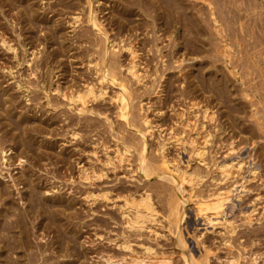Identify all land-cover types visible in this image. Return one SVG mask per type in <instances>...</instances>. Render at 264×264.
Here are the masks:
<instances>
[{
  "label": "bare ground",
  "instance_id": "6f19581e",
  "mask_svg": "<svg viewBox=\"0 0 264 264\" xmlns=\"http://www.w3.org/2000/svg\"><path fill=\"white\" fill-rule=\"evenodd\" d=\"M84 1V4L85 5H83V4H81L80 3V0H0V19L2 18V14H4L5 15V11L6 10H4L3 8L6 6V9L8 10V11H10V10H12V9H17L16 11H14V12H16V13H14V15L15 16H12L14 19H15V17L17 18V17H20V18H24L26 21L25 22H27V24L24 26V28L25 27H27V26H29V28H28V32H30V34H32V31H34L35 29H38V31H39V29H41V27L40 28H35L34 29V27L38 24H43V26L45 27V25L44 24H47V23H51V22H54V21H56V20H54V17H57V16H54V15H57V13H58V11H60V9L59 8H57V7H59L60 6V8L62 9L63 8V10L64 9H67V10H69V12L70 11H72L71 12V14H72V16H69L70 18H68V21L72 24V26L73 25H77V24H80V23H82V24H84V25H86V26H84V28L85 27H90V28H93V29H95V31H97V33H99V37L97 38L96 37V35H92V36H94V37H96V39H100V42L97 40L96 41V39L93 37V39H95V41L96 42H99V43H101L100 45H101V50H102V52H101V57L99 58V59H95V57L96 56H94V59H95V61L94 62H91L90 60H89V63L91 62L92 64L94 63V65H93V67L91 66V65H88V66H91L90 67V69L92 70L93 69V74L92 73H90V71L91 70H88L89 71V74H92V75H94V81L93 82H87V80H86V82H85V85H83V88H82V86H80V84H79V86L81 87V88H78V87H75V85H73V83H68L69 85H67V81H65V83H63V84H66V85H59L58 84V82L57 81H59L58 80V78H59V76L57 75V74H54V75H56V78H57V76H58V78H57V83H55V85L56 84H58V85H56V86H51L50 84L52 83V84H54L53 82H55V81H52L51 83H49L48 84V82H46L48 79L46 78V74H48L49 72L48 71H50V69L48 70V68H47V70L48 71H44L45 73V77H44V79L42 80V76H43V73H38V75H37V73H35L37 70H41V67H40V64H39V60H35V55H37V54H35V55H33L32 53H33V51H32V56L34 57V61H32V59H30V58H28L27 57V59H25L26 58V56H25V58L24 59H22L23 60V63H26V65L25 66H27V68H28V76L29 75H32V77H36V78H41L40 79V81H41V85L39 86L38 85V83H36V84H34L33 82H32V77H29V78H31L30 80L28 79V78H26V80H24V75H23V73L21 72V77H23V81L22 82H25L26 83V85L25 84H22V82H20L21 81V79H20V81H18V83H17V88H22V90H23V92L24 91H29V94H31L30 92H35L36 90H37V88L36 87H38L39 86V89H42L43 91H44V93H45V95H46V98H47V100H46V103L45 102H43V104L41 105V103H42V98L44 97L43 95V97L41 98V103L39 104L38 103V101H39V99H40V97H39V92H38V94H36V93H34V95H32L31 94V97H29V98H27L28 100H34V101H36L37 103H38V105H40V106H37L36 105V109H37V107H43V106H51V107H53V108H57L58 106H59V104H58V102H54V101H52V99L53 98H51L50 97V92L52 91V93H53V91H54V93L56 92V94L57 95H59V96H61V98H65L64 100H66V102L64 101V103H66V104H68V106L72 109V110H75L76 111V113L78 114V115H80V114H83V113H89V112H91L92 114H94L93 112H96V113H98L99 115L100 114H103V115H105V118L106 119H108V121H109V124H108V132H109V130L111 131V130H113V125H115L114 123L116 122V120L115 121H113V122H111V120H112V118H115V116L118 118V126L119 127H122L121 129L123 130H120V131H122V133H123V135H122V133H115V134H113L112 135V137H114V139L116 140V143H114L115 144V148H114V150H113V152L110 154L108 151H107V149H108V147L109 146H106L105 144H103L102 143V139L100 140L101 141V143H102V145L101 144H99V137L95 140V142H94V148L92 149V151H91V154H92V156L94 157V160H92V162H94V161H97V162H100L101 163V165H99V166H97L96 164H94V163H92L91 164V166L89 167V170L87 169L86 170V168H88L87 166H83V167H86V168H83V167H81L80 165V167L78 168V170H77V175H78V172H79V176H80V178L81 179H85V180H90V181H92V182H90V183H93V184H95L96 183V180H99L101 177H105V176H107V174H108V172L107 171H111V172H114L115 170H116V168H119V167H121V166H123V162H125L126 163V165H129V161H131L130 159H129V155H134L135 153H133V151L131 152V149L133 148V149H135L136 150V157L134 156V161H136V165L134 166L135 167V169L133 170V171H138L139 173H140V175H141V177H143V178H153V177H156V180H157V178L159 179V182H156V185H157V183H159L158 185H160V187L162 188V191H164L165 192V194L166 195H168V197L166 196V198L167 199H165L166 200V204H163L166 208H164V209H166V210H164V212L166 211L167 213L166 214H163V215H165V217H163V215L162 216H160L161 217V220H162V217L164 218V219H166L167 220V222H165V221H163V223H162V221L160 220V218H159V216H158V211H157V206L155 205V203L153 202V199H152V196H151V193H150V187H147V184H146V186H144V187H146L147 189H148V191H147V189H145V190H143V191H139L138 190V188L136 189L135 188V186H134V188H130V189H132V191L130 192L129 191V189H128V191H129V193H127L126 191V189L124 188L123 189V187H122V190H121V188H120V190H119V192H120V194L124 191V192H126V194H123L122 196L119 194H117L118 196L117 197H119L120 196V198H121V201H119L118 203L117 202H115V200H112L113 199V197H112V199H111V197H110V192H111V190H104V191H102V192H89V191H86L87 192V195H86V197H91L90 199L92 200V201H90V204H91V206H90V210H92V213L93 214H95L98 210H96L94 207H92V204L93 203H96V202H98V201H104L105 203L106 202H108V200H111V206L112 205H114V206H116L117 207V210H118V213H119V215H118V219L116 218L115 219V216L114 215H110L109 217H110V219L112 220V219H114L115 221V223H117V222H120V224L122 225V226H124V230L123 231H125V230H127L126 232L128 233L129 232V234H127L126 232V234H124V232H120V235H121V238L120 239H117V238H115V237H109V236H103L104 238H106V240L107 241H110V242H112L116 247H117V249H116V251L117 250H119L118 251V253H114V252H116V251H114L113 253H110V251H109V254L106 252H104V254L102 253V249H101V252H100V255L99 256H101V258H103L104 259V261L107 263V264H177L178 262V259H180L181 261H179L181 264H210V261H209V259H210V256L209 255H212V254H214L213 252L210 254L209 253V250H208V248H210V247H208L206 250L207 251H205V254H204V256H202V258H199V259H197L198 257H196V259H193V255H194V251H192L191 250V248L190 247H188V244L189 243H187L188 242V239L189 238H192L193 237V235H194V232H193V235H191L190 233H189V230L188 231H186V238H185V235H183V233H182V230L185 228H181L180 227V225L182 224V219H183V217H184V215H185V213H186V211H185V208H186V205L188 204V203H190V204H192V206H193V210H194V213H195V215L194 216H196V219H197V221H196V224H193V225H195V226H197V225H201V226H206L207 224H210V226L211 227H216V229H217V227H221L220 229H222L223 230V235H225V234H227L228 236H227V238L226 239H224V243L222 244V245H224V247H226V249H227V252L228 253H230V254H233V256L231 257H226L227 259H224V260H222V261H220L218 264H237V261H238V259H239V256H237V253H236V256H237V258H235L234 257V252L233 251H231V252H229L230 250H232V243H231V239L232 238H234V237H232V236H235V238H238V237H236V235H233L234 234V232L236 233V231H238V230H240V229H238V230H236V226H237V224L235 225V223L237 222H234V220L232 219L231 220V218L229 219L228 217V212H229V206H230V204L233 206L234 205V203H235V199H237L239 196H241V192H244V191H247L249 188H250V186H248L247 187V184H246V182H248V181H250V179H252V180H254L255 178H256V176L258 175V166L254 163V165L253 166H251L249 169H248V172L250 173L249 175L250 176H244L243 174L245 173L244 171V173H242L241 172V170L243 169V165L247 162V161H244L243 159H234L233 157H231V156H225V157H223V159L221 158V159H216V158H213L212 157V159H211V162L209 163L208 161H206L205 160V154H207L208 153V150H207V145L209 144V143H212V137L214 136V134L215 133H213L215 130V132H217V130H218V127L216 126L217 124H215L214 122H215V120L217 119V118H215V112L212 110V109H210V108H208V106H206V105H203V106H201V107H199V104H200V101L198 100V96L199 95H203V93H205L204 91L203 92H197V91H199L200 90V88L198 87L199 85L200 86H202V79L201 80H199L200 82H199V85L197 84V86H196V95L195 96H193L194 98H192V100H191V102L188 104V109H190V108H193V107H195V108H197V110L199 111V117L201 118V120H197L198 119V116H197V114H195V116H197L196 118H193V117H195V116H189V113H188V115H185V118H184V120H183V128L180 130V132H178L177 131V129L175 128V127H177L176 126V123L175 124H173V125H170V124H168V126L165 128L166 129V132L164 133V135H161L160 134V136L159 137H161L160 139H158V141L157 142H154L153 144H156V145H154L153 146V144H152V142L151 141H149V137H151L152 135H153V133H154V127H160V125H159V123L158 124H153V123H157V122H153V120H155V119H152V118H150V117H148L147 115H144V113H146L145 111H144V113L143 112H141L142 110L140 109L142 106V104H143V106H144V103L142 102V100L144 99H142L141 97L143 96V95H145L146 94V92L148 91V87H144L145 89H143L142 87H135V85H134V87H132V85L133 84H137L138 85V83L140 84V82H142L141 84L143 85L144 83L146 84V82H144L143 81V78L145 77V73L143 74V73H141V72H139V71H141V70H139V63H140V60H139V57H140V54H139V52L141 51V49H140V51H138V47H136V41H131V43H132V45L130 44H128V45H121V47H123V48H125V50H126V52H127V55H128V62H126L125 61V63H127V65H126V67L124 68V70L123 71H125V73L124 72H122V70H121V72H120V66L122 65L121 63L123 62L122 60H121V53H120V51L121 50H119V51H115L114 49H116V46H117V39H118V34L116 35V33H115V36H114V34H112V37H111V35L109 34L110 33V31H108V30H110V29H108L107 30V28L108 27H110V26H106L105 28H104V24H103V21L104 20H101L100 19V16H99V11L101 10V6H103V4L105 3V2H103V1H101V0H82V2ZM111 1V0H110ZM109 1V2H110ZM113 1V3L112 4H107L108 6H111L113 9H112V12H113V10H114V13H111V14H113L112 16H111V19L109 20V22H111V24L112 23H114L113 24V26H115L116 27V25H117V27H119V30H118V33L120 34L121 33V36H122V38L121 39H123L124 40V38L123 37H125L127 34V31L126 30H129V31H131L130 33H132L133 31L132 30H137V31H135L136 33L138 32V29L139 28H141V27H145L147 30H148V27H151V28H149L150 30H148L147 32H151V33H148V35L150 36V41H148V39H149V37L147 38V36H146V38L145 39H147V41L148 42H151V43H149V45L151 44V45H153L154 47H155V49H154V51H153V49H151L152 51H153V53L155 52H158V53H161V51H162V49L164 48V46H163V48H161L160 46V48L158 47V40H156V39H158V37L160 36H162V35H157L156 33H157V31L158 30H162V34H165V35H167V36H169L170 35V33L173 31V29L174 30H176L177 28L179 29V27L177 26V24H179V23H181V21L183 20V21H185V23H184V26H186V24L187 25H189V27H191V29L193 28V33H199L200 31H199V25H198V23L197 22H195V21H193L191 18H192V16L190 17L189 15H190V12H189V14H188V9H189V5H187V4H189V3H187V4H180V3H178V5H179V8L180 9H178V10H180V14H178L179 12H177L178 10L176 9V11L175 12H177V17L175 18V13L173 12V10H175V6H174V4H176L175 2L176 1H179V0H112ZM187 1V0H186ZM183 2H185V1H183ZM107 3V2H106ZM105 3V4H106ZM186 3V2H185ZM211 4V3H210ZM209 3L207 4L208 6L210 5ZM259 5V4H258ZM108 6H106L105 5V7H103V9H106ZM177 6V5H176ZM191 6V5H190ZM8 7V8H7ZM210 7V6H209ZM190 8H193V6L192 7H190ZM208 8V7H207ZM213 8V7H212ZM108 9V8H107ZM106 9V10H107ZM76 10V12H74ZM109 10V9H108ZM201 10V9H200ZM209 10H211L210 8H209ZM8 11H6V13L8 12ZM13 11V10H12ZM12 11H10V12H12ZM65 11V10H64ZM78 11V12H77ZM104 11V10H103ZM259 11V10H258ZM61 12H63V11H61ZM67 12V11H66ZM65 12V13H66ZM108 12H110V10L108 11ZM191 12H193V11H191ZM202 12V11H201ZM214 12V11H213ZM213 12L212 13H210L209 14V17H210V15L211 14H213ZM49 13H52L51 15H49ZM60 13V12H59ZM101 13V12H100ZM194 13V12H193ZM192 13V14H193ZM198 13H200L199 11H198ZM203 13V12H202ZM107 14V13H106ZM195 14V13H194ZM204 14L206 15L207 14V16H208V10H207V12L205 13L204 12ZM254 14H255V12H254ZM257 15H258V13H256ZM11 15H13V14H10V17H11ZM17 15H19V16H17ZM196 15V14H195ZM194 15V16H195ZM202 15V14H201ZM256 15V16H257ZM7 15H5V17H6ZM61 16H63V15H61ZM103 16H105V12H104V15ZM103 16H101V17H103ZM107 16H108V14H107ZM106 16V17H107ZM64 17V16H63ZM66 17V16H65ZM68 17V16H67ZM66 17V18H67ZM106 17H104V19L106 18ZM110 17V16H109ZM142 17V18H141ZM196 17H197V15H196ZM213 17V16H212ZM258 17H259V15H258ZM12 18V19H13ZM60 18V17H59ZM66 18L64 19V20H66ZM177 18H178V20H177ZM10 19V18H9ZM23 19V20H24ZM107 19V18H106ZM206 19V18H205ZM260 19H262V18H260ZM259 19V20H260ZM5 20H6V18H5ZM16 20V19H15ZM17 20H18V18H17ZM23 20H22V22H23ZM58 21H61V19L59 20V19H57ZM64 20H63V22H64ZM199 20H200V16H199ZM210 20H211V17H210ZM256 20H258L257 18H256ZM258 20V21H259ZM264 20V19H263ZM7 21V20H6ZM58 21L57 22H55L54 23V25H52V24H50V25H52V26H56V23H58ZM68 21H66L67 23H68ZM198 21V20H197ZM200 21H202V20H200ZM204 21V20H203ZM207 21V20H206ZM213 21H216V18L214 17V19H213ZM15 23H16V21H14ZM63 22H59L60 23V25L62 26V24L61 23H63ZM108 22V21H107ZM5 23V22H4ZM58 23V24H59ZM65 23V22H64ZM200 23V22H199ZM206 23V22H205ZM3 24V23H2ZM21 24V23H20ZM23 24H25V23H23ZM82 24H80V28H81V25ZM150 24H151V26H150ZM216 24V23H215ZM261 24H263V23H261ZM7 25V24H6ZM107 25H110V23L109 24H107ZM200 25H201V23H200ZM264 25V24H263ZM262 25V26H263ZM5 26V25H4ZM21 26H23L22 24H21ZM21 26H19V27H21ZM113 26H111V28H114L115 29V27H113ZM203 26H205V25H203ZM214 26V25H213ZM216 26V25H215ZM214 26V27H215ZM261 26V25H260ZM154 27H157V29H155ZM5 27H3V29H4ZM23 28V29H24ZM43 28V27H42ZM72 28H75V27H72ZM138 28V29H137ZM142 28V29H143ZM186 28L188 29V27L186 26ZM202 28L203 27H200V29L202 30ZM262 28V27H261ZM264 28V27H263ZM262 28V29H263ZM2 29V28H1ZM2 29V30H3ZM6 29V28H5ZM4 29V30H5ZM14 29V28H13ZM22 29V28H21ZM34 29V30H33ZM88 29V28H87ZM86 29V30H87ZM141 29V30H142ZM204 29H205V27H204ZM212 29V28H211ZM259 29H260V27H259ZM9 30V29H8ZM48 30V29H47ZM53 31H54V33H56V32H60V31H57V29L55 28H53L52 29ZM51 30V31H52ZM61 30V29H60ZM86 30H85V32H86ZM121 30H123V32L125 31L126 33H125V36H123L122 34V32H121ZM144 30V29H143ZM213 30H215L214 32H212V33H214V34H216L217 36H221V34L220 33H222L221 31V29H219V28H217V27H215L214 29H212V31ZM6 32H4V33H7V29L5 30ZM11 31V30H10ZM19 31V30H18ZM41 31H43V30H41ZM50 31V32H51ZM90 30L88 29V31L87 32H89ZM92 31V30H91ZM91 31L89 32V33H91ZM95 31H94V33H95ZM114 31V30H113ZM139 31H140V29H139ZM146 31V30H145ZM17 32V31H16ZM26 32V28L24 29V32H23V34H24V37L26 36L25 34H27V33H25ZM49 32V33H50ZM93 32V31H92ZM109 32V33H108ZM115 32H117V31H115ZM134 32V33H135ZM146 32V33H147ZM203 32V31H202ZM216 32V33H215ZM263 32H264V29H263ZM9 33V32H8ZM11 33V32H10ZM22 33V32H21ZM53 33V34H54ZM88 33V34H89ZM96 33V34H97ZM129 33V34H130ZM135 33V34H136ZM144 33V32H143ZM161 33V32H160ZM159 33V34H160ZM184 33V32H183ZM2 34V35H1ZM0 35H1V39H0V45L2 46V47H4V49H6V50H12L13 51V56L15 57V58H17L18 60H17V64H21L20 62H19V60H20V57L18 56V53H17V51H16V49H17V47L16 48H14L12 45H10V44H12L10 41V44H7V40H6V38H5V36H4V34L3 33H1ZM18 34H19V32H18ZM23 34H20V36H22ZM51 34V33H50ZM140 34V33H139ZM139 34H137V35H139ZM142 34V33H141ZM153 36L152 38H151V35ZM177 34H179V33H177ZM188 34V33H187ZM195 34V36H197ZM220 34V35H219ZM264 34V33H263ZM6 35V34H5ZM29 35V34H28ZM28 35H27V37H28ZM57 35H58V33H57ZM60 35V34H59ZM83 33L81 34V37H83ZM90 35V34H89ZM98 35V34H97ZM133 35V38H135V36L136 35H134V34H132ZM131 35V36H132ZM164 35V36H165ZM172 35V34H171ZM182 35V34H181ZM184 35V34H183ZM188 35H190V34H188ZM194 35V34H193ZM10 36V35H9ZM13 36V35H12ZM12 36H10L11 38H14V37H12ZM42 36H43V34H42ZM54 36H55V34H54ZM78 36L80 37V34L78 33ZM76 37V38H78L79 39V37ZM92 36L90 37V38H92ZM120 36V35H119ZM192 36V35H191ZM223 36V35H222ZM221 36V37H222ZM230 36V35H229ZM10 37H7V38H10ZM18 37V36H17ZM16 37V38H17ZM23 36H22V38H24ZM30 37H31V39L30 40H32V36L30 35ZM30 37H28V38H30ZM34 37V36H33ZM61 39L63 40V38H64V36L63 35H61ZM88 37V36H87ZM127 37V36H126ZM130 37V36H129ZM128 37V38H129ZM139 37L140 36H138V40H139ZM159 37V38H160ZM183 37H185V36H183ZM182 37V38H183ZM189 37V36H188ZM20 38V37H19ZM47 38V37H46ZM57 38V37H56ZM85 38H86V36H85ZM90 38H89V40H90ZM133 38H131V40L133 39ZM143 38H144V36H143ZM170 37H168V39H169ZM172 38V37H171ZM174 38V37H173ZM15 39V38H14ZM13 39V40H14ZM18 39V38H17ZM21 39V38H20ZM34 39H35V37H34ZM43 39V38H42ZM51 39V38H50ZM49 39V40H50ZM59 39H60V37H59ZM61 39H60V41H61ZM77 39V40H78ZM82 39H84V38H82ZM120 39V40H121ZM127 39V38H126ZM136 39V38H135ZM142 39V38H141ZM145 39H143L144 40V42H146V44L144 45V43L142 44V42H141V44L142 45H144V46H148L147 45V41H145ZM175 39V38H174ZM191 39V38H190ZM219 39V38H218ZM26 40V39H25ZM36 40V39H35ZM37 40H38V38H37ZM44 40V39H43ZM43 40H39V42L41 43ZM48 40V41H49ZM138 40H137V43H138ZM184 40H186V42H187V39H185L184 38ZM195 40V39H194ZM220 40H222V38L220 39ZM223 40H224V37H223ZM222 40V41H223ZM24 41V39L22 40V42ZM27 41V40H26ZM25 41V42H26ZM84 41V40H83ZM88 41V40H87ZM86 41V42H87ZM93 41V40H92ZM92 41L90 40V42L92 43ZM95 41H93V42H95ZM122 41V40H121ZM121 41H118V42H120L121 43ZM125 41V40H124ZM124 41H122V42H124ZM157 41V42H156ZM171 41V40H170ZM178 41V39L176 40V42ZM188 41H190V40H188ZM197 41V40H196ZM199 41V40H198ZM197 41V42H198ZM22 42L20 41V43H21V45H22ZM28 42H30V41H28ZM33 43H29V46L30 45H32L33 44V46H31L32 48L35 46L34 44H36V43H34V41H32ZM36 42V41H35ZM55 42H57V41H55ZM89 42V43H90ZM95 42V44H97ZM127 42V41H126ZM229 42V41H228ZM14 43V42H13ZM37 43H38V41H37ZM62 42H60V44H61ZM63 43H65V41H63ZM91 43H90V45H91ZM120 43H118V44H120ZM133 43H135L134 44V46H133ZM170 43V45H171V43L172 42H169ZM182 43V45L184 44L183 43V41L181 42ZM180 43V44H181ZM201 43V45H203L202 43L203 42H200ZM199 43V44H200ZM230 43V42H229ZM23 44H24V42H23ZM28 44V43H27ZM27 44H26V46H27ZM39 44V43H38ZM37 44V45H38ZM58 43H56V45H57ZM66 44V43H65ZM92 44H94V43H92ZM127 44V43H126ZM172 44H174V43H172ZM193 44H195V43H193ZM198 44V43H197ZM15 45V44H14ZM25 45V44H24ZM44 45V44H43ZM43 45H42V48H43ZM69 45V44H68ZM67 44L66 45H63V47L65 48V46H68ZM90 45L88 44V46L90 47ZM140 45V44H139ZM167 45V44H166ZM165 45V46H166ZM188 45H191V44H186V47L188 48L189 46ZM0 46V47H1ZM46 46V45H45ZM44 46V47H45ZM52 46L54 47V45L52 44ZM88 46H85V48L86 47H88ZM92 46H94V45H92ZM90 47V48H93V47ZM199 47V45H196V48H194L193 50H195V51H193V52H196L197 50L196 49H199L198 47ZM226 46V45H225ZM225 46H224V49H225ZM1 47V48H2ZM48 47H50V45L48 46ZM97 47H99L98 46V44H97ZM119 47V46H118ZM140 47V46H139ZM168 47V46H167ZM170 47V46H169ZM168 47V48H169ZM181 47V46H180ZM205 47V46H204ZM0 48V49H1ZM22 48V47H21ZM24 48H26V47H24ZM55 48V47H54ZM53 48V49H54ZM58 48L59 47H57L56 49H55V51L56 50H58ZM90 48H88L89 50H90ZM96 48V47H95ZM94 48V49H95ZM150 48H151V46L149 47V51H151L150 50ZM172 47H170L169 48V51L168 50H166L165 52H170V49H171ZM189 48H191V46L189 47ZM193 48V47H192ZM34 49V48H33ZM40 49V48H39ZM48 49V48H47ZM60 49V48H59ZM66 49H67V47H66ZM87 49V48H86ZM94 49H93V53H94ZM99 49V48H98ZM98 49L97 50H95V51H97V52H99L100 53V51H98ZM119 49H120V47H119ZM167 49V48H166ZM202 48L200 47V50H201ZM17 50H19V49H17ZM37 50V49H36ZM41 51L43 50V49H40ZM40 50H39V53H40ZM70 50V49H69ZM117 50H118V48H117ZM125 50H123V51H125ZM148 50V49H147ZM146 50V51H147ZM181 50H184V49H181ZM186 50V49H185ZM191 50V49H190ZM200 50H198V51H200ZM1 51H2V49H1ZM21 51V50H20ZM24 51H26V50H24ZM29 51V50H28ZM27 51V52H28ZM45 51H47L46 50V48L44 49V52ZM55 51L52 53L51 52V54H52V56H54V54H55ZM71 51V50H70ZM148 51V52H149ZM152 51H151V54H152ZM192 51V50H191ZM19 52V51H18ZM34 52H36V51H34ZM38 52V51H37ZM43 52V51H42ZM57 52V51H56ZM63 52H64V49H63ZM66 52V51H65ZM68 52V51H67ZM66 52V53H67ZM88 52V51H87ZM163 52V51H162ZM179 52V51H178ZM177 52V49H176V51H174V50H172L171 51V55H173L172 53H174V55H175V53L178 55V54H181V52H179L178 53ZM183 52V51H182ZM187 52H189V51H187ZM3 53H4V51H3ZM9 53V52H8ZM10 53H11V51H10ZM20 53V52H19ZM29 53V52H28ZM39 53H38V55H39ZM48 53H50V52H48ZM60 54V52L58 51L57 52V54ZM73 53V52H72ZM84 53H86V51H84ZM120 53V54H119ZM124 53V52H123ZM147 53V52H146ZM146 53H145V56H146ZM154 53V54H155ZM164 53V52H163ZM190 53V52H189ZM199 53V52H198ZM200 53H202V51H200ZM222 53V52H221ZM22 54V53H21ZM20 54V55H21ZM25 54H27V53H25ZM30 54V53H29ZM28 54V55H29ZM41 54V53H40ZM45 54H46V52H45ZM44 54V55H45ZM71 54V53H70ZM91 54H92V52H91ZM90 54V55H91ZM95 54V53H94ZM148 54V53H147ZM154 54H152V55H154ZM169 54V53H168ZM183 54V53H182ZM225 54V53H224ZM8 55V57H9V55L10 54H7ZM23 55V54H22ZM43 55V54H42ZM43 55V56H44ZM56 55V54H55ZM69 54H67V56H68ZM73 55V54H72ZM70 56V58L69 59H72V57H74V56ZM95 55H97V54H95ZM110 55H112V56H110ZM161 55V54H160ZM229 55V54H228ZM0 56H1V54H0ZM41 56V55H40ZM77 56V55H76ZM82 56V54H80V57ZM84 56H85V54H84ZM87 56V55H86ZM151 56V55H150ZM167 56V55H166ZM165 56V57H166ZM221 56V55H220ZM6 57V56H5ZM4 57V58H5ZM12 57V56H11ZM38 57V56H37ZM55 57V56H54ZM53 57V58H54ZM60 57V56H59ZM78 58H79V55L77 56ZM83 57V56H82ZM123 57V56H122ZM125 57H126V55H125ZM155 57H156V54H155ZM160 57H163L162 55L160 56ZM169 57V56H168ZM181 57H182V55H181ZM180 57V60L181 61H183V60H185V58H181ZM223 57H224V55H223ZM228 57V56H227ZM1 58H3V57H1ZM48 58H50V57H48ZM47 58V59H48ZM57 58H58V55H57ZM77 58V59H78ZM87 58V57H86ZM89 58V57H88ZM93 58V57H92ZM141 58V57H140ZM172 58V62L173 63H171V64H174V62L175 61H177L176 63H178V61L179 60H177V58H176V56H175V61H173L174 59H173V57H171ZM6 59V58H5ZM8 59V58H7ZM6 59V60H7ZM39 59H40V57H39ZM47 59H46V57H45V60L47 61ZM93 59V60H94ZM125 58H123V60H124ZM152 59H153V57H152ZM151 59V60H152ZM157 59V58H156ZM155 59V60H156ZM160 58L158 57V60H159ZM164 58H162L161 60H163ZM167 59V58H166ZM166 59H164L163 61H165ZM170 59V58H169ZM2 60V59H1ZM10 60V59H9ZM42 60H44V58L42 59ZM50 61L52 60V58L51 59H49ZM82 60V58H80V61ZM83 60H85L84 59V57H83ZM82 60V61H83ZM92 60V59H91ZM127 60V59H126ZM146 60V59H145ZM149 61H150V59H148ZM154 60V59H153ZM3 61V60H2ZM1 61V62H2ZM11 62H12V59L10 60ZM32 61V62H31ZM64 61V60H63ZM70 61H74V60H70ZM79 61V60H78ZM79 61V62H80ZM87 61V60H86ZM122 61V62H121ZM149 61H147V62H149ZM160 61V60H159ZM169 61V60H168ZM14 62H15V60H14ZM59 62H60V60H59ZM147 62H146V64H147ZM161 62V61H160ZM167 62V61H166ZM4 63V62H3ZM6 64H7V61L5 62ZM61 63V62H60ZM74 63V62H73ZM76 63V62H75ZM81 63V62H80ZM151 63H153L152 61H150V64ZM170 63V62H169ZM227 63H228V61H227ZM1 65H4V64H2V63H0ZM6 64H5V66H6ZM56 64H57V61H56ZM88 64V63H87ZM124 64V63H123ZM141 64V63H140ZM167 64V67L169 66L168 65V63H165L164 65H166ZM170 64V65H171ZM181 63H179V65H180ZM10 64H8V70H9V72L11 73V72H13L12 71V67H11V65L9 66ZM23 65V64H22ZM125 65V64H124ZM154 65V64H153ZM4 66V67H5ZM13 66H15V65H13ZM42 66V65H41ZM50 66V65H49ZM62 66V65H61ZM87 66V65H86ZM175 67L177 66L178 67V65H174ZM201 66H203V65H201ZM3 67V66H2ZM7 67V66H6ZM40 67V68H39ZM43 68H44V66H42ZM153 67V66H152ZM170 67V66H169ZM214 67H217V66H214ZM52 68H54V69H57L58 70V68H55V67H53L52 66ZM62 68V67H61ZM65 68V67H64ZM64 68H62L61 70H63ZM150 68H151V66H150ZM154 68H156L155 66L153 67V71H154ZM159 68V67H158ZM172 68H174L173 66H172ZM218 68V67H217ZM6 69V68H5ZM22 69V68H21ZM25 69H26V67H25ZM53 69V70H54ZM66 69V68H65ZM63 70V72H64V74H66V72H67V69L66 70ZM123 69V68H122ZM162 70H163V72H164V69L165 68H161ZM160 69V70H161ZM234 69V68H233ZM4 70V69H3ZM16 70H17V68H16ZM24 70V69H23ZM44 70H46V69H44ZM73 70H75V69H73ZM158 70V69H157ZM157 70L155 69V72H157ZM161 70V71H162ZM178 70H180V68L178 69ZM195 70H197V67H196V69ZM199 70H201V68L199 69ZM202 70H203V67H202ZM66 71V72H65ZM88 71H87V73H88ZM152 71V70H151ZM159 71V70H158ZM158 72V74L160 73H162V72ZM213 71V70H212ZM27 72H25V73H27ZM54 72V71H53ZM53 72H52V75H53ZM59 72H60V70H59ZM58 71L56 72V73H59ZM62 72V71H61ZM61 72L59 73V74H61ZM143 72V71H142ZM195 72H197V71H195ZM194 72V73H195ZM202 72V71H201ZM230 72V71H229ZM51 73V72H50ZM81 73V72H80ZM83 73V72H82ZM197 73H199V72H197ZM234 73V72H233ZM12 74V73H11ZM63 74V73H62ZM68 74V73H67ZM84 75H82V76H84L83 78L85 79L86 78V76H85V74L86 73H83ZM88 74V75H89ZM151 74V73H150ZM150 74H148V75H150ZM156 74V73H155ZM154 74V75H155ZM201 74V73H200ZM210 74V73H209ZM213 74V73H212ZM10 75V74H9ZM23 75V76H22ZM34 75V76H33ZM49 75V74H48ZM70 75H72V74H70ZM78 75V74H77ZM92 75H91V78H90V75H89V78L90 79H92ZM144 75V76H143ZM163 75H165L164 73H163ZM183 75H186V74H183ZM196 75V78H197V74H195ZM195 75H193V76H195ZM202 75V74H201ZM200 75V76H201ZM214 75H215V73H214ZM214 75H213V77H214ZM234 75V74H233ZM25 76H27V75H25ZM51 76V75H50ZM61 76V75H60ZM157 77H158V75H156ZM182 76V75H181ZM187 76V75H186ZM191 76V75H190ZM203 76V75H202ZM202 76H201V78H202ZM205 76V75H204ZM221 75H219V77H220ZM4 77V76H3ZM14 77H16L15 75H14ZM13 77V78H14ZM34 77V78H35ZM53 77V76H52ZM51 77V78H52ZM66 77V76H65ZM81 77V76H80ZM79 77V78H80ZM159 77H160V75H159ZM170 77V76H169ZM184 77V76H183ZM216 77V76H215ZM224 77H226V76H224ZM33 78V79H34ZM36 78H35V80H36ZM50 78V77H49ZM54 78V77H53ZM63 78V77H62ZM61 78V79H62ZM82 78V77H81ZM88 78V77H87ZM160 78H162V77H160ZM170 78H172V77H170ZM181 78V77H180ZM193 78H195V77H193ZM199 78V77H198ZM206 78H207V76H206ZM216 78H218V77H216ZM15 79V78H14ZM60 79V80H61ZM71 79V78H70ZM69 79V80H70ZM73 76H72V81H73ZM76 79V78H75ZM83 79V80H84ZM152 79V78H151ZM168 79V78H167ZM182 79V78H181ZM186 79V81H188L189 79H188V77L187 78H185ZM184 79V80H185ZM188 79V80H187ZM191 79V78H190ZM205 79V78H204ZM210 78H208V80H209ZM222 79H224V78H222ZM50 80V79H49ZM52 80V79H51ZM63 80H64V78H63ZM82 79H80L79 81H81ZM165 80V79H164ZM164 80H163V82H164ZM173 80V79H172ZM180 80V79H179ZM195 81H196V79H194ZM207 80V79H206ZM217 80V79H216ZM71 81V82H72ZM75 81L76 80H74L73 82L75 83ZM129 81L131 82L130 84H129ZM168 81V80H167ZM193 83H194V85H196L195 84V82L193 81V80H191ZM210 81V80H209ZM218 81V80H217ZM46 82V83H45ZM156 82V81H155ZM169 83L171 82L170 80L168 81ZM190 82V80L188 81V83ZM207 82V81H206ZM212 82L214 83V81H213V78H212ZM221 82H223L222 80H221ZM77 83H78V81H77ZM84 83V82H83ZM95 83H97L98 85H96ZM168 83V84H169ZM193 83H192V85H193ZM60 84H61V82H60ZM110 84H113V85H115V87H117L116 89L114 88V86H113V88L114 89H112L111 90V87H112V85L110 86ZM140 84V85H141ZM155 84V83H154ZM154 84H153V86H154ZM157 84V83H156ZM168 84H167V86H168ZM172 84V83H171ZM171 84H170V86H171ZM190 84H191V82H190ZM205 84V83H204ZM219 83L217 82V85H218ZM223 84V83H222ZM222 84H220V85H222ZM96 85V86H95ZM158 85V84H157ZM156 85V87H158L159 88V86H157ZM213 85V84H212ZM0 86H1V84H0ZM109 86H110V89H109V93H110V90L112 91V93L111 94H109L108 93V90H107V88H109ZM143 86H145V85H143ZM147 86V85H146ZM149 86V85H148ZM164 86H166V85H164ZM166 86V87H167ZM208 86H209V84H208ZM30 87H33V88H36L35 90H31L30 89ZM85 87V88H84ZM155 87V86H154ZM154 87H153V89H154ZM189 87H190V85H189ZM193 87V86H192ZM191 87V88H192ZM195 87V86H194ZM203 87V86H202ZM207 86H205V88H206ZM214 87H215V85H214ZM223 87H224V84H223ZM223 87H222V89H223ZM14 88H15V85H14ZM148 88V89H147ZM190 88V89H191ZM213 88V87H212ZM16 89V88H15ZM140 89V91H138ZM165 89H167V88H165ZM160 90V89H159ZM193 90V89H192ZM205 90V89H204ZM227 90V89H226ZM226 90H224V91H226ZM18 91V90H17ZM21 91V90H20ZM150 91V90H149ZM154 91V90H153ZM167 91V90H166ZM168 91H170L169 90V88H168ZM167 91V92H168ZM194 91V92H195ZM201 91V90H200ZM207 91V90H206ZM217 91H219V90H217ZM22 92V91H21ZM159 92V91H158ZM172 92V91H171ZM170 92V93H171ZM193 92V93H194ZM208 92V91H207ZM222 92V91H221ZM7 93V92H6ZM25 93H27V92H25ZM51 93V94H52ZM53 93V94H54ZM181 93H183V91L181 92ZM218 93V92H217ZM263 93V92H262ZM41 94V93H40ZM149 94V93H148ZM148 94H146V95H148ZM213 94V93H212ZM220 94H222V93H220ZM227 94H228V92H227ZM2 94H0V96H1ZM3 95H4V93H3ZM7 94H5V96H6ZM11 95V94H10ZM19 95V94H18ZM27 95V94H26ZM57 95H53V96H57ZM107 95H109V96H107ZM145 95V96H146ZM170 94H168V96H169ZM264 95V94H263ZM29 96V95H28ZM33 96V97H32ZM38 96V97H37ZM204 96H205V94H204ZM224 96V95H223ZM225 96H226V94H225ZM259 96V95H258ZM2 97V96H1ZM7 97H9V96H7ZM10 97H12V101H14V100H16V99H14L13 100V96H10ZM170 97V96H169ZM211 97H212V95H211ZM46 98H43L44 100L46 99ZM147 98V97H146ZM167 98V97H166ZM10 101H9V100ZM8 99H5V101L3 102V103H5V104H7V102H11V98H8ZM134 99H139L138 100V104L135 102V103H133V101H135ZM169 99V98H168ZM171 99V98H170ZM2 100V99H1ZM54 100V99H53ZM61 99H59V101H60ZM147 100V99H146ZM103 101H106V103H107V106H108V102H109V105L112 103V104H114L113 106L116 108L114 111L111 109V111H113L114 113H115V116L114 117H112L111 118V120H109L110 118H108L109 117V115H110V113H109V115H108V112H107V114H106V111L108 110V108H103L102 107V105L101 104H99L100 102H103ZM144 101V100H143ZM35 102V103H36ZM40 102V101H39ZM54 102V103H53ZM61 102V101H60ZM59 102V103H60ZM111 102V103H110ZM142 102V103H141ZM150 102V101H149ZM163 102L165 103V100H163ZM18 103H20V102H18ZM62 103L63 102H61V104L60 105H62ZM88 103H91L90 105L88 104ZM133 103V108L135 107L136 108V105H138L137 107H139V109L137 110V109H134L133 110V108H132V106H131V104ZM163 103V104H164ZM2 104V103H1ZM0 104V105H1ZM16 104V103H15ZM32 104H34V103H32ZM104 106H105V103L103 102L102 103ZM112 104H111V106H112ZM135 104V105H134ZM146 104V103H145ZM3 105V104H2ZM9 105V104H8ZM23 105V104H22ZM21 104H20V107L22 106ZM11 105H9V106H5V108H4V112L6 113V114H3L4 112H2V114L3 115H9L12 111H11V107H10ZM25 106V105H24ZM23 106V107H24ZM29 106V105H28ZM30 106H31V104H30ZM35 106V105H34ZM67 106V105H66ZM65 106V107H66ZM67 106V107H68ZM147 106V105H146ZM145 106V107H146ZM160 104H159V108H160ZM17 107V106H16ZM19 106H18V108H20ZM66 107V108H67ZM145 107H144V109H145ZM148 107L150 108V103H148ZM148 107H146L147 109H148ZM69 108V109H70ZM112 108V107H111ZM162 108V107H161ZM253 108H255V107H253ZM29 109V108H28ZM42 109V108H41ZM48 109V108H47ZM71 109L69 110V113H70V111H71ZM94 109V110H93ZM114 109V108H113ZM157 109V108H156ZM258 109V108H257ZM257 109L255 108V110H253L252 111V114L250 115V116H252L253 117V119H255L257 122H258V125L259 124H263V123H260L259 122V120L261 119H263V117H262V115H264V113H261L260 114V111L262 112V108L260 109V110H258L257 111ZM2 109H0V111H1ZM13 110V109H12ZM30 110H32L31 108H30ZM42 110H44V109H42ZM66 110H68V108L66 109ZM139 110H141V111H139ZM154 110V109H153ZM159 110V109H158ZM161 110V109H160ZM16 111V110H15ZM18 111V110H17ZM26 111V110H25ZM39 111V110H38ZM50 111H54V109L52 110V109H50ZM58 111H60L62 114H61V116L63 115V111H64V109H63V111H61V110H59L58 109ZM110 111V112H111ZM136 112V111H139L141 114H143L141 117H140V120H139V118H136V120H139V121H141L140 123H136L135 122V119H133L135 116H134V112ZM147 111V110H146ZM20 112L21 111H19V112H16V114L18 113V115L20 114ZM30 112V111H29ZM41 112L42 111H40L39 113H40V115H41ZM46 112H48V111H46ZM66 112V111H65ZM112 112V113H113ZM239 112V111H238ZM238 112H236V114L238 113ZM24 113V112H23ZM31 113V112H30ZM37 113V112H36ZM44 113V112H43ZM52 113V112H51ZM86 113V114H87ZM111 113V114H112ZM113 113V114H114ZM136 113H138V112H136ZM183 111H181V112H179V114H178V116H182L183 115ZM34 114V113H33ZM46 114H49V113H46ZM45 114V115H46ZM58 114H60V113H57V114H53V115H58ZM65 114V113H64ZM86 114H84V116H83V118L85 117V115ZM147 114V113H146ZM162 114V113H161ZM2 115V116H3ZM27 115H30V116H26V115H20V116H17L18 117V121H14V118L12 119V117L10 118V117H7V121H8V119L10 120L9 122H8V124L6 125V127H5V132L2 134V135H0V264H74L73 263V261L71 262V261H63V262H60V261H58V259L55 257V255L54 256H52L51 255V252L52 253H54V254H58V253H60L62 256L63 255H68V253L70 252V253H72V254H75L77 257H79L78 255V253L79 252H76L78 249H76L77 248V245H76V248L74 247L75 246V244H76V237H77V232H76V230H74V229H72L71 228V224H72V222H71V220H72V218H76L77 216H76V214L79 212V210L77 209V210H75L74 208H73V210H75V211H78V212H74L73 210H67V208H70V209H72V207H74L73 206V200H75V199H73L72 201H71V199L69 200V199H66V200H64L63 198H60L61 197V195H60V197H51V198H48L47 196H45V190L43 189L46 185H44V187L43 188H41V185L43 186V184H40L39 182L42 180V178H41V175H38V173L37 174H35L36 172H34V170L32 169L31 170V168H29V167H27V168H25V167H22L23 169H22V171H21V169H19L21 172H20V174H19V176H14L15 174H17V173H15V174H13V172H12V164H14L15 162H12L13 160H12V157H15L16 158V160H17V167H19L20 168V166H25L24 164H25V160H22V158L23 157H19L18 159H17V155L18 156H20V154H16V156H14L15 154V152H19V151H17V148L19 149L21 146H24L25 148H27V150H29V149H31V147H32V145H33V142L32 141H30V140H32L33 138V136H30V133H28L27 131H28V129H29V132H30V128L32 127L33 129H37V131L38 132H45V134H47L46 133V131L48 130V131H50V129H51V131H52V128H50V127H52V123H54L53 121H52V123H48L49 121H48V119H50V117H49V115H48V117L49 118H47L46 116H45V118L44 119H40V118H38V117H35V116H31L32 115V113L31 114H27ZM36 115V114H35ZM39 115V116H40ZM66 115L68 116V114L66 113ZM66 115H65V117H66ZM73 115H74V113H73ZM89 115H91V114H88V116ZM137 116H138V114H136ZM140 115V114H139ZM149 115V114H148ZM159 115H160V113H159ZM10 116V115H9ZM13 116V115H12ZM58 116H60V115H58ZM61 116H60V118H61ZM64 116V115H63ZM132 116H134L133 118H132ZM4 117V116H3ZM14 117V116H13ZM53 117V119H54V116H52ZM78 117V116H77ZM80 117V116H79ZM86 117H87V115H86ZM85 117V118H86ZM96 117V119H97V116H95L94 115V117H91V119L92 118H95ZM251 117V118H252ZM5 118V117H4ZM16 118V117H15ZM64 118V117H63ZM68 118H70V115H69V117ZM67 117H66V119H65V121L66 120H68V124L70 125V123L69 122H71V121H69L70 119H72L73 120V118H74V120L76 119L75 117H73V116H71V118L70 119H68ZM12 119V120H11ZM52 119V118H51ZM51 119H50V121H51ZM58 119V117H56V120ZM62 119V118H61ZM81 120H82V118H80ZM79 119V120H80ZM90 119V120H91ZM152 119V120H151ZM0 120H2V119H0ZM60 119H58V121H59ZM77 120V119H76ZM86 120H88V118H86L85 119V122H83V121H81V122H83V123H85V127H86ZM90 120H88L87 122L89 123V121ZM98 120H99V118H98ZM133 120H134V122H133ZM158 120V119H157ZM7 121H4V119H3V123L5 124ZM14 121V122H13ZM57 121V122H58ZM63 121V120H62ZM96 121V120H95ZM94 121V119H93V121L91 120L90 122H93V124L94 123H97V121L95 122ZM103 121H105V120H103ZM60 122H61V120H60ZM73 122V121H72ZM99 122V124H96V125H98V126H100V124H102V125H105V124H103V123H106V122H102V121H98ZM198 122V123H197ZM254 122V121H253ZM56 123V122H55ZM63 123V122H62ZM67 123H63V125L64 126H66V124ZM76 123V122H75ZM74 123V124H75ZM80 123V122H79ZM206 123H209V125H210V128L209 129H207L206 128ZM1 124H2V121H1ZM0 124V125H1ZM3 124V125H4ZM67 124V125H68ZM72 124V123H71ZM74 124H72V126L74 125ZM92 124V123H91ZM162 124H164L163 122H162ZM2 125V126H3ZM29 125V126H28ZM54 125V124H53ZM77 125V124H76ZM75 125V126H76ZM80 125H81V123L79 124V128H80ZM84 125V124H83ZM95 125V126H96ZM101 125V126H102ZM107 125V124H106ZM165 125H166V123H165ZM175 125V126H174ZM257 125V126H258ZM10 127L11 129H7V127ZM91 126V125H90ZM118 126H117V124H116V126H115V128L117 127L118 128ZM260 126V125H259ZM263 126V125H262ZM68 127V126H67ZM69 127H71V126H69ZM88 127V126H87ZM92 127H93V125H92ZM103 127H105V126H103ZM128 127H130V128H132L136 133H137V135L134 133V135H133V132H132V134H129L130 135V137L128 136V138H130V139H128V140H130V141H128V140H126V138L124 137V132L126 131L125 129H127ZM184 127H187L188 129L186 130ZM261 127V126H260ZM259 127V128H260ZM21 129L22 128V130L20 131L21 133H23L22 135H19V134H17V133H14L13 134V131H12V133H11V130L12 129ZM50 128V129H49ZM53 128H56L55 126H53ZM62 128H66V127H62ZM82 128H83V126H82ZM100 128V127H99ZM107 128V127H106ZM106 128H104V129H106ZM117 128H116V130H117ZM161 128V127H160ZM215 128V129H214ZM217 128V129H216ZM263 128V127H262ZM261 128V129H262ZM1 129H2V127H1ZM0 129V131H2ZM13 129V130H14ZM71 129V128H70ZM78 129V128H77ZM81 129V128H80ZM83 129H85V128H83ZM83 129H81V130H83ZM87 129V128H86ZM91 129V127H89V130ZM95 129V128H94ZM94 129H92L93 131H94ZM103 129V128H102ZM103 129V130H104ZM160 130V131H162V130H164V129H159V128H156V130ZM176 129V130H175ZM214 129V130H213ZM261 129H260V131H261ZM63 130V129H62ZM65 130V129H64ZM88 129H87V131H89ZM92 130H90V131H92ZM100 130V129H99ZM32 131V130H31ZM68 131V130H67ZM96 131V130H95ZM101 131V130H100ZM100 131H97L95 134H97L98 132H100ZM20 132H18V133H20ZM35 132V131H34ZM54 132V131H53ZM56 132V131H55ZM86 132V131H85ZM101 132H103V131H101ZM106 132V131H105ZM104 132V134L105 135H107L106 133ZM107 132V133H108ZM115 132H117V131H115ZM128 132L130 133L131 132V130L129 131L128 130ZM219 132V131H218ZM218 132L216 133V134H218ZM264 132V131H263ZM262 132V133H263ZM36 133V132H35ZM35 133H33V134H35ZM182 133H185V136L184 137H182ZM253 132H252V129H251V134H252ZM33 134H31V135H33ZM38 134H40V133H38ZM49 134H50V132H49ZM48 134V135H49ZM54 134V133H53ZM56 134V133H55ZM79 134V132L77 133L75 130H74V128H73V130H72V132H71V135H69V137L70 136H72V137H74V138H76L75 136L76 135H78ZM94 134V135H95ZM99 134V133H98ZM120 134V135H119ZM255 134V133H254ZM111 135V134H110ZM126 135V134H125ZM128 135V134H127ZM131 135H132V137H131ZM136 135V136H135ZM264 135V134H263ZM36 136V135H35ZM84 136V135H83ZM83 136H82V138H83ZM97 136V135H96ZM98 136H100V135H98ZM101 136H102V133H101ZM100 136V137H101ZM104 136V135H103ZM133 136H135V138L133 137ZM252 136V135H251ZM39 137V136H38ZM72 137H71V139H72ZM232 137V136H231ZM230 137V138H231ZM68 138V137H67ZM77 138H78V136H77ZM81 138V136L79 137V139H82ZM131 138H134V140L133 139H131ZM233 138V137H232ZM252 138V137H251ZM255 138V137H254ZM36 139V138H35ZM42 139H44L43 138V136H42ZM253 139V138H252ZM12 140H14V143L16 144V146H15V144H13V145H11L12 143H10V145H7V146H5V143L7 142V141H12ZM37 140V139H36ZM66 140V139H65ZM84 140V139H83ZM82 140V141H83ZM85 140H87V139H85ZM138 141V143H135V142H133V141ZM44 141H45V139H44ZM63 142H64V140H62ZM67 141V140H66ZM79 141V140H78ZM104 141V140H103ZM128 141V142H127ZM136 141V142H137ZM253 141V140H252ZM29 142H32V145H30L29 147H28V145L29 144H31V143H29ZM41 142H43V140L41 141ZM47 142V141H46ZM70 142V141H69ZM76 142H77V140H76ZM81 142V141H80ZM84 142V141H83ZM47 143H50L49 141L47 142ZM68 143V142H67ZM82 143V142H81ZM105 143V142H104ZM233 143H234V140H230V141H228L227 143H226V154H230V155H232L231 153H234V149H235V147H234V145H233ZM8 144V143H7ZM39 144V143H38ZM46 144V143H45ZM72 144V143H71ZM83 144V143H82ZM82 144H79L78 143V145H81L82 146ZM252 144H254V142L252 143ZM177 145H181L183 148H185L186 149V154H187V156H188V160H187V163L188 164H186L184 167H182V166H180V162H182L181 161V158L178 156V154H176V152H175V154L173 153H171V150L170 149H172L173 147H175V146H177ZM264 145V144H263ZM36 147H38L37 145H35ZM40 146H42L41 145V143H40ZM44 147L42 148V149H40V150H43V149H46L47 148V151H40V150H38V152L37 153H35L34 154V156H33V154H32V156H31V158L33 159V161H32V163H30V161H29V164H32L31 165V167H35V166H37L39 163H40V160L41 159H43V155H45V154H48V157H49V159L50 158H54L55 157V164L56 163H62V162H66L67 160L66 159H68L69 160V156H68V153H63V152H54L53 153V151H54V149L53 148H51V147H49L48 148V144L47 145H43ZM53 146V145H52ZM100 146H102V151H103V154H104V156L103 157H100L99 155H98V148L100 147ZM152 146V148H151V150H149L148 148L149 147H151ZM34 147V146H33ZM36 147H34V149L36 148ZM46 147V148H45ZM258 147V146H257ZM40 148V147H39ZM38 148V149H39ZM240 148V147H239ZM259 148V147H258ZM33 149V148H32ZM31 149V150H32ZM65 149V148H64ZM80 149V148H79ZM262 150L261 152H259L258 150ZM258 150L256 149L255 151H258L259 153V157H260V155H262V157L264 158V147L263 148H261V146H260V148H259ZM20 150V149H19ZM49 150H53L52 151V154L50 153L51 151H49ZM81 150V149H80ZM23 151V150H22ZM57 151V150H56ZM65 151V150H64ZM68 151V150H67ZM66 151V152H67ZM152 151V152H151ZM29 152H30V150H29ZM29 152L27 151V153L29 154ZM71 152V151H70ZM73 152V151H72ZM79 152V151H78ZM24 153H25V151H24ZM26 153V154H27ZM31 153V152H30ZM33 153V152H32ZM133 153V154H132ZM154 153L156 154V155H154ZM257 153V152H256ZM255 152H254V154H256ZM74 154V153H73ZM253 154V155H254ZM256 155V156H257ZM73 156V155H72ZM71 156V157H72ZM156 156V157H155ZM257 156V157H258ZM24 157H26V156H24ZM45 157V156H44ZM237 157V156H236ZM21 158V159H20ZM252 159H253V157H251ZM71 159V158H70ZM262 159V158H261ZM12 160V161H11ZM28 160H30V158L28 159ZM45 160V159H44ZM15 161V160H14ZM49 161H51V160H49ZM53 161V160H52ZM51 161V162H52ZM70 161V160H69ZM68 161V162H69ZM80 161V160H79ZM158 161V162H157ZM252 161V160H251ZM39 162V163H38ZM71 162V161H70ZM69 162V163H70ZM157 162V164H155ZM191 162H195V164L196 165H194V164H192ZM24 163V164H23ZM38 163V164H37ZM59 163V164H60ZM77 163V162H76ZM99 163V164H100ZM183 163V162H182ZM184 163H186V162H184ZM41 164V163H40ZM53 164V163H52ZM54 164V165H55ZM59 164H57V166L59 165ZM63 164V163H62ZM66 164V163H65ZM65 164H63V165H65ZM79 164V163H78ZM77 164V165H78ZM28 165V164H27ZM38 166H40V165H38ZM60 166H61V164H60ZM70 166L71 165H69V166H67V168L69 167L70 168ZM13 167H15V166H13ZM133 167V166H132ZM16 168V167H15ZM14 168V169H15ZM60 168H62V167H60ZM65 168V167H64ZM201 168H203V169H201ZM14 169H13V171H14ZM35 169V168H34ZM37 169V168H36ZM39 169V168H38ZM55 169V168H54ZM66 169V168H65ZM19 170H17V172L19 171ZM46 170H48V169H46ZM37 171V170H36ZM51 171H52V169H51ZM50 171V172H51ZM59 171V170H58ZM65 171H67V170H65ZM87 171H89V172H87ZM205 174H204V173ZM40 173V172H39ZM54 173V172H53ZM55 173H56V171H55ZM212 173H213V175L216 173V176H213L212 175ZM236 174V175H235ZM57 175V174H56ZM109 175V174H108ZM248 175V174H247ZM54 176V175H53ZM63 176V175H62ZM78 176V177H79ZM204 176H210V178L211 179H214V181L216 182V184L218 185V184H220L219 182H225L226 181V186H224L223 185V187H221V186H217L216 188H213L211 185H210V183H209V185L212 187H210V189H207V191L205 192V191H203V192H205V193H203L202 191V193H198V189H200V188H198V186H199V184L201 183V181H203V178H205ZM241 177L243 180H240L239 181V179H237V177ZM69 177V176H68ZM71 177V176H70ZM46 178V177H45ZM210 178H208V179H210ZM240 178V179H241ZM257 179H258V177H257ZM155 180V179H154ZM153 180V181H154ZM43 181H44V179H43ZM94 181H95V183H94ZM158 181V180H157ZM211 181V180H210ZM75 182V181H74ZM73 182V180H72V183H74ZM213 182V181H212ZM211 182V183H212ZM214 182V183H215ZM229 182V183H228ZM45 183V182H44ZM152 184L151 185H153V184H155V182L153 183V182H151ZM144 184V185H145ZM166 184V185H165ZM216 184H215V186H216ZM224 184V183H223ZM150 184H148V186H149ZM150 185V186H151ZM158 185H157V187H158ZM212 185H213V183H212ZM142 186V185H141ZM187 186V187H186ZM201 186V185H200ZM120 187V186H119ZM138 187H140V185L138 186ZM154 188V187H153ZM161 188H159V189H161ZM198 188V189H197ZM43 189V190H42ZM106 189V188H105ZM152 189V188H151ZM158 189V188H157ZM154 190H156L155 188H154ZM203 190V189H202ZM205 190V189H204ZM156 191H158V190H156ZM155 191V192H156ZM160 191V190H159ZM161 191V192H162ZM89 192V193H88ZM116 192V191H115ZM152 192H153V190H152ZM199 192H200V190H199ZM117 193V192H116ZM116 193H115V195H116ZM158 193H160V192H158ZM163 193V192H162ZM258 193V192H257ZM256 194V193H255ZM114 195V196H115ZM163 195V194H162ZM59 196V195H58ZM85 196V195H84ZM256 196H258L259 197V195L257 194ZM63 197V196H62ZM68 197V196H67ZM257 197V198H258ZM66 198V197H65ZM116 198V197H115ZM240 198V197H239ZM238 198V199H239ZM255 199H256V197H255ZM255 199L253 200V202L255 201ZM259 199H261V198H259ZM89 200V199H88ZM102 201V202H103ZM250 201V200H249ZM85 202H87V201H85ZM256 202H257V199H256ZM255 202V203H256ZM75 203V202H74ZM77 203V202H76ZM75 203V204H76ZM164 203H165V201H164ZM241 203V202H240ZM245 203V202H244ZM104 204V203H103ZM246 204L247 205H249L250 204V202L248 203V201L246 202ZM229 205V206H228ZM241 205H242V203H241ZM240 205V206H241ZM110 206V205H109ZM163 206V207H164ZM191 205H190V207H192ZM244 206V205H243ZM250 206L251 207H253L248 213L247 212H245V209H244V212H245V217H244V220L245 221H243L244 223L246 222V223H250L253 219H254V215H255V213L254 212H256V208L254 207V206H252V203L250 204ZM162 207V208H163ZM89 208V207H88ZM188 208H186V210H187ZM240 209V208H239ZM250 209V208H249ZM66 210H67V214L65 215V217H63L64 216V214L66 213ZM89 210V211H90ZM163 210V209H162ZM232 210V209H231ZM241 210H242V208H241ZM69 211V212H68ZM70 211H72V212H70ZM243 211V210H242ZM243 212V213H244ZM90 213V212H89ZM231 213H233L232 211H231ZM259 213V212H258ZM258 213H257V216H258ZM260 213H262V212H260ZM80 214V213H79ZM92 214V215H93ZM263 214V213H262ZM78 215V214H77ZM88 215V214H87ZM191 215V214H190ZM193 215V214H192ZM231 215V214H230ZM264 215V214H263ZM79 216H81V215H79ZM86 216V215H85ZM188 216V215H187ZM257 216L255 217V219H258V220H260L261 218H263V216H261L260 218H259V216H258V218H257ZM81 217H84V216H81ZM232 217V216H231ZM79 218V217H78ZM192 218H193V216H192ZM191 218V219H192ZM242 218V217H241ZM64 219H66V220H64ZM195 219V218H194ZM243 219V218H242ZM239 220V219H238ZM184 221V220H183ZM194 221V220H193ZM192 221V222H193ZM255 221V220H254ZM257 221V220H256ZM84 222V221H83ZM113 222V221H112ZM164 222L166 223L165 225H164ZM186 222V221H185ZM76 223V222H75ZM75 223H73V227H74V224ZM94 224H95V226H100L101 224L102 225H104V223L105 224H107L106 223V220H103V219H98V218H94V222H93ZM263 223V222H262ZM82 224V223H81ZM184 224V223H183ZM250 224H252V223H250ZM82 225H85V224H82ZM81 225V226H82ZM189 225V224H188ZM187 225V226H188ZM192 225V226H193ZM239 225V224H238ZM247 225H249V224H247ZM260 225H261V223H260ZM259 225V226H260ZM80 226V225H79ZM86 226V225H85ZM194 226V227H195ZM263 226H264V224H263ZM76 227V226H75ZM239 227V226H238ZM34 228H37V230H41L42 232H44V231H46V233H48L49 231L50 232H52V237L50 238L51 240H49V241H47V240H45L44 242H42V241H40V240H44L43 238H44V236H43V234L44 233H42L41 231H38V232H41V234L40 233H38V234H40L39 236H36V237H34L35 238V241L34 240H32V238H31V234H32V232L33 231H31V230H33ZM166 229L167 230V234H170L171 236H172V239H173V241H172V243L170 242L171 240L170 239H168V240H170L169 242L172 244V246L171 247H174L175 249H170L171 250V252L170 253H166L165 251H157V250H155L154 249V247L153 246H151V244H149V245H147V244H143V242L142 243H140L139 244V248H140V250H138L137 248L135 249L134 247H133V245L131 244V239H129V237L132 235H136L135 237H137V236H142V234H143V231H145V232H147V234H148V236H153V238H157V237H166V234L165 233H163V231L161 230V229ZM186 228H188V227H186ZM190 228H191V225H190ZM193 228V227H192ZM198 228H200V227H198ZM204 230L206 229V228H204V227H202ZM202 228H201V231H202ZM257 228V227H256ZM259 228H261V226L259 227ZM264 227H262V229H258V231L260 230V232H263V234H264V229H263ZM47 229H49V230H47ZM182 229V230H181ZM195 229V228H194ZM197 229V228H196ZM185 230V229H184ZM219 230V229H218ZM221 230V231H222ZM236 230V231H235ZM249 230V229H248ZM257 230V229H256ZM34 231H36V230H34ZM193 231V230H192ZM197 231V230H196ZM206 231V230H205ZM204 231V232H205ZM207 231H208V228H207ZM211 231V229L209 230V232ZM220 231V232H221ZM258 231H257V233H258ZM165 232V231H164ZM185 232V231H184ZM198 232V231H197ZM203 232V233H204ZM214 232V231H213ZM244 233L246 232L245 230L243 231ZM249 232V231H248ZM35 234H37L36 232H34ZM208 233V232H207ZM237 233H240V234H242L243 235V233H241L240 231H238ZM251 233H252V231H251ZM250 233V234H251ZM255 232H253V234H254ZM257 233H255V234H257ZM34 234V235H35ZM37 234V235H38ZM79 234V233H78ZM95 234H96V232H95ZM196 234V233H195ZM218 234H219V231H218ZM221 234V235H222ZM248 234V233H247ZM247 234H246V236H247ZM249 234V235H250ZM254 234V235H255ZM119 235V234H118ZM119 235V236H120ZM145 235V234H144ZM198 235L200 236V234L198 233ZM197 234L196 235H194V239H193V241H194V243H198L201 247H205V246H203L202 245V243H204V242H202L203 240H205V239H203L202 241H199L198 242V236ZM206 235V234H205ZM239 235V234H238ZM248 235V236H249ZM253 235V236H254ZM259 235V234H258ZM260 235H262V233L260 234ZM114 236H115V234H114ZM116 236H117V233H116ZM202 236H204V235H202ZM246 236H243L244 238L246 237ZM250 236H252V234L250 235ZM252 236V237H253ZM263 236V235H262ZM79 237V236H78ZM118 237V236H117ZM205 237V236H204ZM224 237H226V236H224ZM239 237H241V236H239ZM264 237V236H263ZM103 238V239H104ZM168 238V237H167ZM220 238H223V237H221L220 236ZM255 238V237H254ZM260 238H262V237H260ZM260 238L258 237V239L260 240ZM39 241H38V240ZM164 240H165V238H163ZM187 239V240H186ZM258 239H256V240H258ZM167 240V239H166ZM221 240V239H220ZM243 240V239H242ZM242 240H240V241H242ZM246 240V239H245ZM249 240V239H248ZM251 240H253L252 238H251ZM255 240V241H256ZM140 241H142V240H140ZM223 241V240H222ZM222 241H221V243H222ZM92 242V241H91ZM192 242V241H191ZM205 242H206V240H205ZM235 239H234V241H233V244L234 245H236L235 243ZM254 241H252L251 242V244L253 243ZM262 242H264L263 241V239H262ZM237 243H239V240H238V242ZM243 243H244V241L242 242V247L244 248V246H243ZM246 243H247V240H246ZM246 243H245V245H246ZM250 243V242H249ZM260 243H261V241H260ZM169 244V243H168ZM240 244V243H239ZM264 244V243H263ZM113 245V246H114ZM114 246V247H115ZM169 246V245H168ZM193 246H195V245H193ZM238 246V245H237ZM52 249V251L50 252L49 251V249ZM190 248V249H189ZM235 248V247H234ZM237 248V247H236ZM239 248V252H240V254H243V253H241L242 252V250H244V249H240V246L238 247ZM76 249V250H75ZM225 249V248H224ZM104 250V249H103ZM114 250V249H113ZM167 252L168 251H170V250H167V249H165ZM189 250H191L192 251V253H193V255H192V253L189 251ZM201 250V249H200ZM237 250V249H236ZM50 253H49V252ZM98 251V250H97ZM97 251H96V253H97ZM202 251V250H201ZM204 251V250H203ZM249 251V250H248ZM247 251V252H248ZM255 251H258V250H255ZM48 252V253H47ZM68 252V253H67ZM82 251H80V253H81ZM112 252V251H111ZM200 252V251H199ZM210 252H211V250H210ZM227 252H226V254H227ZM233 252V253H232ZM259 252V251H258ZM64 253V254H63ZM67 253V254H66ZM83 253H85L84 251H83ZM82 253V254H83ZM177 255H176V254ZM197 253V252H196ZM251 253H253V252H251ZM254 253H256V252H254ZM56 254V255H57ZM81 254V255H82ZM173 254H175L176 256H177V263H175L174 262V258L172 257V255ZM201 254L203 255V253L201 252ZM239 254V253H238ZM245 254V253H244ZM243 254V255H244ZM259 254H262L261 252L259 253ZM60 255V256H61ZM84 255H86V254H84ZM197 255V254H196ZM195 255V256H196ZM241 256L242 258L243 257H245V256ZM249 255V254H248ZM253 255V254H252ZM256 254H254V256H255ZM66 256H64V257H66ZM68 256H70V254L68 255ZM67 256V257H68ZM214 256V255H213ZM219 256V255H218ZM251 257V260L248 262L247 260L244 262V263H249V264H256V262L258 263V261H256L257 259H255V257ZM52 257L53 258H55V259H57V261H54V262H49L51 259H52ZM58 257H59V255H58ZM76 257V258H77ZM83 257H85V256H83ZM212 257V256H211ZM215 258H216V256H214ZM249 257V256H248ZM257 257L259 258V255H257ZM60 258V257H59ZM62 258V257H61ZM60 258V259H61ZM72 258H74V257H72ZM76 258H74V259H76ZM219 257H217V259H218ZM225 258V257H224ZM73 259V260H74ZM249 259H250V257H249ZM248 259V260H249ZM65 260V259H64ZM66 260H70V258L69 259H66ZM77 261L79 260V259H76ZM76 260H74V262L76 263ZM175 260H176V257H175ZM220 260V259H219ZM62 261V260H61ZM179 263V264H180ZM212 263V262H211ZM82 264V263H81Z\"/></svg>",
  "mask_w": 264,
  "mask_h": 264
},
{
  "label": "rangeland",
  "instance_id": "374dc122",
  "mask_svg": "<svg viewBox=\"0 0 264 264\" xmlns=\"http://www.w3.org/2000/svg\"><path fill=\"white\" fill-rule=\"evenodd\" d=\"M101 1H103V0H101ZM110 0H104L103 2H107L106 4L104 3L103 4V6H101V10L99 11V16L101 15V16H103L104 15V12H105V16H103V17H101L100 16V19L101 20H104L103 21V24H104V28L106 27V26H110V27H108L107 28V30L108 29H110V30H108V31H110V35H111V37H112V34H114V36H115V33H116V35L118 34V39H117V46H116V49H114L115 51H119V50H121L120 51V55H121V60L123 61H121L122 63V65L120 66V72H121V70H122V72H124L125 73V71H123L124 70V68L126 67V65H127V63H125V61L126 62H128V55H127V52H126V50H125V48H123V47H121V45H132V43H131V41H136L135 43H133V46H134V44L136 45V47H138V51H140V49H141V51L139 52V54H140V57H139V60H140V63H139V70H141V71H139V72H141V73H145V77L143 78V81L144 82H146V84L144 83L143 85H145V86H143L141 83L142 82H140V84L138 83V85L135 83V84H133L132 85V87H134V85H135V87H142L143 89H145L146 87H148L147 89H148V91L146 92V94H148V95H143L141 98L144 100H142V102L144 103V106H143V104L141 105L142 107L140 108L141 110H139V111H141V112H143L144 113V111L147 113H144V115H147L148 117H150V118H152V119H155V120H153V122L155 121V122H157V123H153V124H158L159 123V125H160V127H154V133H153V135L151 136V137H149L148 139H149V141H153L152 142V144L154 143V142H157L158 141V139H160L161 137H159L160 136V134L161 135H164V133L166 132V127L168 126V124H170V125H173V124H175L176 123V126L177 127H175L176 129H177V131L178 132H180V130L183 128V120H184V118H185V115H188V113H189V116H195V114H197V116H198V119L196 118L197 116H195V117H193V118H196L198 121L199 120H201V118L199 117V111L197 110V108H195V107H193V108H190V109H188V104L191 102V100H192V98H194L193 96H195L196 94V86H197V84L199 85V80H201L202 79V86H198L199 88H200V90L199 91H197V92H205V93H203V95L201 96V95H199L198 96V100L200 101V104H199V107H201V106H203V105H206V106H208V108H210V109H212L214 112H215V118H217L216 120H215V124H217L216 126L218 127V130H217V132H218V134H216L217 132H213V133H215L214 134V136L212 137V143H209L207 146V150H208V153L207 154H205V160L206 161H208L209 163L211 162V159H212V157L213 158H216V159H223V157H225V156H231V157H233L234 159H243L244 161H247L244 165H243V169L241 170V172L242 173H244L243 175L244 176H250L249 174V172H248V169L251 167V166H253L254 165V163L258 166V175L256 176V178L254 179V180H252V179H250V181H248V182H246V184H247V187L248 186H250V188L247 190V191H244V192H241L240 194H241V196H239L237 199H235V203H234V205L232 206L231 204H230V206L228 207L229 208V212H228V218L230 219L231 218V220L233 219L234 220V222H236L235 223V225L237 224V226H236V230H238V229H240V230H238V231H240L241 233H243V235L242 234H240V233H237L238 231H236V233L234 232V234L233 235H236V237H238V238H235V236H232V237H234V238H232L231 239V243H232V250H230L229 252H231V251H233L235 254H234V257L235 258H237V256H239V259H238V261H237V264H246V263H244L246 260L249 262L250 260H251V257H253L254 256V254H256L254 257H255V259H257L256 261H258V263L256 262V264H264V242H262V239H263V241H264V234H263V232H260V230L258 231V229H262V227H264L263 226V224H264V158L262 157V155H260V157L258 156L259 154V152H261L262 150H260L259 148H260V146H261V148H263L264 147V115H262V117H263V119L261 120H259V122L260 123H263V124H259L258 125V122L255 120V119H253V117L252 116H250L251 114H252V111L253 110H255V108L257 109V111L258 110H260L261 108H262V112L260 111V114L261 113H264V32H263V27H264V0H179V1H176L175 3L176 4H174V6H175V10H173V12L175 13V18L177 17V15L178 14H180V10H178V9H180L179 8V5H178V3H180V4H187V3H189V4H187V5H189V9L187 10L188 11V14H189V12H190V17L192 16V20L193 21H195V22H197L198 23V25H199V33H193L194 31H193V28L191 29V27H189V25H187L186 24V26L188 27V29L186 28V26H184V23H185V21H181V23H179V24H177V26L179 27V29L177 28L176 30H174L173 29V31L170 33V35L169 36H167V35H165V34H162L163 32H162V30H158L157 31V35L159 36V35H162L160 38L158 37V39H156V40H158V47L160 46L161 48H163V46H164V48L162 49V51L164 52H162L161 51V53H158V52H154L155 54H156V57H155V54L153 53V51H154V49H155V47L153 46V45H149V43H151V42H148V41H150V36L148 35V33H151V32H147L148 30H150L149 28H151L152 26H151V24H150V26L151 27H148V30L144 27H141V28H139L140 29V31H139V29H138V32L136 33L135 31H137V30H132L133 32L132 33H130L131 31H129V30H126L127 31V33L124 31L123 32V30H121V32L123 33L122 35L123 36H125V33L127 34L125 37H123L124 38V40L123 39H121L122 38V36H121V33L119 34L118 33V30H119V27H117V25H116V27L115 26H113V24L114 23H112L111 24V22H109V20L111 19V16L113 15V14H111V13H114V10H113V12H112V7L111 6H108L107 4H112L113 3V1L111 0L110 2H109ZM183 1H185V2H183ZM178 2V3H177ZM1 3V2H0ZM80 3L81 4H83V5H85L84 4V1L82 2V0H80ZM210 4L209 6L207 5V4ZM259 4V5H258ZM105 5L106 6H108L107 8L110 10V12H108L109 10L107 9H103V7H105ZM177 5V6H176ZM191 5V6H190ZM193 6V8H190V7H192ZM208 7V8H207ZM213 7V8H212ZM8 8V7H7ZM57 8H59L60 9V11H58V13H57V15H54V16H57V17H54V20H56V21H54V22H51V23H47V24H44L45 25V27L43 26V24L41 25V24H37L35 27H34V29L37 27V28H40L41 27V29H39V31H38V29H33L34 31H32V34H30V32H28V28H29V26H27V27H25L26 28V32L25 33H27V34H25L26 36L24 37V34H23V32H24V26L27 24V22H25L26 20L24 19H22V18H20V17H17L18 18V20H17V18L15 17V19L12 17V16H15L17 13L16 12H14V11H16L17 9H12V10H10V11H12V12H10V11H8L7 9H6V6L3 8L4 10H6V11H8L7 13H6V11H5V15H7L6 17H5V15L4 14H2V18L0 19V34L1 33H3L4 34V36H5V38H6V40H7V44H10V42L12 43V44H10V45H12L14 48H16L17 47V49H19V50H17L16 49V51H17V53H18V56L20 57V60H19V62L21 63V64H17V58H15L14 56H13V51L12 50H10L11 51V53H10V51L9 50H6V49H4V47H2L1 45V49H2V51H1V49H0V54H1V56H0V63H2V64H4V65H1L0 64V84H1V86H0V94H2L1 96H0V109H2L1 111H0V119H2V120H0V124H1V121H2V124L0 125V129H1V127H2V131H0V135H2L4 132H5V127H6V125L8 124V122L10 121L9 119H8V121H7V117H12V119L14 118V121H18L17 119H18V117L17 116H20V115H26V116H30V115H27V114H31L32 113V115L31 116H35V117H38V118H40V119H44L45 118V116L47 117V118H49L50 117V119H51V121H50V119H48V123H52V121L54 122V123H52L51 125H52V127H50V128H52V131H51V129H50V131H46V133L47 134H45V132H38L37 131V129L35 130V129H33L32 127L30 128V132H29V129H28V133H30V136H33L32 138V140H30V141H34L33 142V145H32V142H29V143H31V144H29L28 145V147L30 146V145H32V147H31V149H29L30 150V152H29V150H27V148H25L24 146H21L19 149L17 148V151H19V152H15L14 154V156H16V154H20V156H16L17 157V159L19 158V157H23L22 158V160H25L24 162H25V166H20V168L19 167H17L16 165H17V160H16V158L15 157H12V162H15L14 164H12V172H13V174H15V173H17V174H15L14 176H19V174H20V172L22 171V167H25V168H27V167H29V168H31V170L33 169L34 170V172H36L35 174H37L38 173V175H41V178H42V180L39 182L40 184H43V186L41 185V188H43L44 187V185H46L43 189L45 190V196H47L48 198H51L52 196L53 197H60V195H61V197L60 198H63L64 200H66V199H71V201L73 200V199H75V200H73V206L74 207H72V209H70V208H67V210H73V208L75 209V210H79V212L78 211H75V210H73L74 212H78L77 214H76V218H72V220H71V222H72V226H71V228L72 229H74V230H76V234H77V237H76V244H75V248H76V245H77V248L76 249H78L76 252H79L78 254V256L79 257H77L75 254H72V253H68V255L70 254V256H66V255H61L60 253H56V254H54V253H52L51 251H52V249L50 248L49 249V251L51 252V255L52 256H54L55 255V257L58 259V261H60V262H63V261H73V263L74 264H107L105 261H104V259L103 258H101V256H99L100 255V252H101V249H102V253L104 254V252L106 251L108 254H109V251H110V253H113L114 251H116V249H117V247L112 243V242H110V241H107L106 240V238H104L103 236H109V237H115V238H117V239H120L121 238V235H120V232H124V234H126L127 232V230H125V231H123L125 228H124V226H122L121 224H120V222H117V223H115L114 221V219H110V215H114L115 216V219L117 218L118 219V215H119V213H118V210H117V207L116 206H114V205H112L111 206V200H108V202H104L103 200V202L100 200V201H98V202H96V203H93L92 204V207H94L96 210H98L95 214H93L92 213V210H90V206H91V204H90V201H92L90 198L91 197H86V195H87V192L86 191H89V192H102V191H104V190H111V192H110V197H111V199H112V197H113V199L112 200H115V202H119V201H121V198H120V196L119 197H117L119 194H120V192H119V190H120V188H121V190H122V187H123V189L125 188L127 191V193H129V191L131 190L132 191V189H130L131 187L132 188H134V186H135V188L137 189L138 188V190L140 191L141 189V191H143V190H145V189H147L146 187H144V186H146V184H147V187H150V193H151V196H152V199H153V202L155 203V205L157 206V211H158V216H159V218H160V220H161V217L160 216H162L163 214H166L167 212L165 211L164 212V210H166L167 208L163 205V204H166V200L165 199H167L166 198V196L168 197V195H166L165 194V192L164 191H162V188L160 187V185H158L159 183H157V185H158V187H157V185H156V182H159V179L157 178V180H156V177H153V178H143V177H141V175H140V173L138 172V171H133L134 169H135V165H136V161H134V156L136 157V150L135 149H131V152L133 151V153H135L134 155H129V159L131 160V161H129V165H126V163L125 162H123V166H121V167H119V168H116V170L114 171V172H111V171H107L108 172V174H107V176H105V177H101L99 180H96V183H95V181H94V183L95 184H93V183H90V182H92V181H90V180H85V179H81L80 178V176H79V172H78V175H77V170H78V168L81 166V167H83V166H87L88 168H86V167H83V168H86V170L88 169L89 170V167L91 166V164L92 163H94V164H96L97 166H99V165H101V163L100 162H97V161H94V162H92V160H94V157L92 156V154H91V151H92V149L94 148L93 146H94V142H95V140L97 139L98 141H99V144H101L102 145V143L103 144H105L106 146H109L108 147V149H107V151L111 154L112 152H113V150H114V148H115V144L114 143H116V140L114 139V137H112V135L113 134H117V133H122V127H119L118 126V118L115 116V113L113 112L116 108L114 107L115 105L114 104H112L111 102V104H112V106H111V104L109 105V102H108V106H107V103H106V101H103L104 103H105V106L102 104L103 102H100L99 104H101L102 105V107L103 108H108V110L106 111V114H107V112H108V115H109V113H110V115H109V117L108 118H110L109 120H111V118L112 117H114L115 116V118H112V120H111V122H113V121H115L116 120V122L114 123L115 125H113V130H109V132H108V124H109V121H108V119H106L105 118V115H103V114H98V113H96V112H93L94 114H92L91 112H89V113H83V114H80V115H78L77 113H76V111L75 110H72L69 106H68V104H66V103H64V101L66 102V100H64L63 98H61V96H59V95H57L56 94V92L54 93V91H53V93L55 94V95H57V96H53L54 94L52 93V91L50 92V97L51 98H53L52 99V101H56V102H58V104H59V106L57 107V108H53V107H51V106H41L40 108L39 107H37V109H36V105L37 106H40V105H38V103L40 104L41 103V98L43 97V98H46V95H45V93H44V91L42 90V89H39V86L41 85V81H40V79L42 78V80L44 79V77L46 76V78L48 79L46 82H48V84L49 83H51L52 81H57V78H58V76H59V78H58V80L59 81H57L58 82V84L59 85H66V84H63V83H65V81H67L66 83H67V85H69L68 83H73V85H75V87H78V88H81L80 86H82V88H83V85H85V82H86V80H87V82H93L94 81V75H92L93 74V69L91 70L90 69V67L92 66L93 67V65H94V63L92 64L91 62H94L95 61V59H99L100 57H101V52H102V50H101V43H99L100 42V39H96V37L98 38L99 37V33H97V31H95V29H93V28H90V27H85L84 28V26H86V25H84V24H82V23H80V24H82L81 25V28H80V24H75V25H73L72 26V24L68 21V18H70L69 16H72V14H71V12L72 11H70L69 12V10H67V9H64L63 10V8L61 9L60 8V6L59 7H57ZM209 8L211 9V10H209ZM176 9L178 10L177 12H179L178 14H177V12H175L176 11ZM201 9V10H200ZM104 10V11H103ZM207 10H208V16H207V14L205 15L204 14V12L206 13L207 12ZM259 10V11H258ZM61 11H63V12H61ZM67 11V12H66ZM191 11H193L196 15H197V17H196V15L193 13V12H191ZM198 11L200 12V13H198ZM203 13H202V12ZM214 11V12H213ZM60 12V13H59ZM66 12V13H65ZM74 12H76V10L74 11ZM78 12V11H77ZM101 12V13H100ZM213 12V14H211L210 15V17H211V20H210V17H209V14L210 13H212ZM254 12H255V14H254ZM14 13H16L15 15H14ZM108 14V16H107V14ZM193 13V14H192ZM256 13H258V15H259V17H258V15L256 14ZM10 14H13V15H11V17H10ZM52 13H49V15H51ZM202 14V15H201ZM61 15H63V16H61ZM195 15V16H194ZM257 15V16H256ZM17 16H19V15H17ZM67 18H66V17ZM107 16V17H106ZM110 16V17H109ZM199 16H200V20H202V21H200L199 20ZM213 16V17H212ZM60 17V18H59ZM104 17H106L105 19H104ZM214 17L216 18V21H213V19H214ZM5 18H6V20H5ZM10 18V19H9ZM13 18V19H12ZM66 18V20H64ZM142 18V17H141ZM206 18V19H205ZM256 18L259 20L260 18H262V19H260L259 21L258 20H256ZM57 19H61V21H58ZM22 20H23V22H22ZM63 20H64V22H63ZM177 20H178V18H177ZM198 20V21H197ZM204 20V21H203ZM207 20V21H206ZM14 21H16V23L14 22ZM58 21V23L59 22H63V23H61L62 24V26L60 25V23L58 24V23H56V26H52V25H54V23L55 22H57ZM66 21H68V23L66 22ZM108 21V22H107ZM5 22V23H4ZM184 22V23H183ZM201 23V25H200V23ZM206 22V23H205ZM3 23V24H2ZM23 25V26H21V24ZM23 23H25V24H23ZM110 23V25H107V24H109ZM216 23V24H215ZM261 23H263V24H261ZM7 24V25H6ZM50 24H52V25H50ZM5 25V26H4ZM28 25V24H27ZM115 25V24H114ZM203 25H205V26H203ZM217 27V28H219V29H221L222 31V33H220L221 34V36H217L216 34H214V33H212V32H214L215 30H213L212 31V29H214L215 27ZM261 25V26H260ZM263 25V26H262ZM19 26H21V27H19ZM111 26H113V27H115V29L114 28H111ZM3 27H5L6 29H7V33H4V32H6L4 29H3ZM43 27V28H42ZM72 27H75V28H72ZM200 27H203L202 28V30L200 29ZM204 27H205V29H204ZM259 27H260V29H259ZM263 29H262V28ZM3 30H2V29ZM14 28V29H13ZM22 28V29H21ZM24 28V29H23ZM57 29V31H60V32H56V33H54V31L52 30V29ZM91 31V33H89V32H87L88 31V29ZM144 30H143V29ZM155 29H157V27H154ZM212 28V29H211ZM9 29V30H8ZM48 29V30H47ZM61 29V30H60ZM87 29V30H86ZM142 29V30H141ZM11 30V31H10ZM19 30V31H18ZM41 30H43V31H41ZM52 30V31H51ZM85 30H86V32H85ZM114 30V31H113ZM146 30V31H145ZM17 31V32H16ZM51 31V32H50ZM94 31H95V33H94ZM115 31H117V32H115ZM203 31V32H202ZM9 32V33H8ZM11 32V33H10ZM18 32H19V34H18ZM22 32V33H21ZM51 34H50V33ZM136 34H135V33ZM144 32V33H143ZM147 32V33H146ZM161 32V33H160ZM184 32V33H183ZM55 34V36H54V34ZM57 33H58V35H57ZM78 33L80 34V37L78 36ZM84 34L83 35V37H81V34ZM90 35H89V34ZM98 35H97V34ZM112 33V34H111ZM130 33V34H129ZM140 33V34H139ZM142 33V34H141ZM160 33V34H159ZM177 33H179V34H177ZM190 34V35H188V34ZM216 33V32H215ZM6 34V35H5ZM20 34H23L22 36L24 37V38H22V36H20ZM29 34V35H28ZM42 34H43V36H42ZM60 34V35H59ZM94 34V35H96V37H94V36H92V35ZM132 34H134V35H136L135 36V38H133V35ZM137 34H139V35H137ZM172 34V35H171ZM182 34V35H181ZM184 34V35H183ZM194 34V35H193ZM195 34L197 35V36H195ZM219 34V35H220ZM2 35V34H1ZM1 35H0V37H1ZM12 36V37H14V38H11L10 36ZM27 35H28V37H30V35L32 36V40H30L31 39V37L30 38H28L27 37ZM61 35H63L64 36V38H63V40L61 39L62 37H61ZM120 35V36H119ZM132 35V36H131ZM147 36V38L149 37V39H148V41H147V39H145L146 38V36ZM151 35V34H150ZM165 35V36H164ZM192 35V36H191ZM230 35V36H229ZM18 36V37H17ZM35 37V39H34V37ZM79 37V39L78 38H76V37ZM85 36H86V38H85ZM88 36V37H87ZM92 36V38H90V37ZM130 36V37H129ZM138 36H140L139 37V40H138ZM143 36H144V38H143ZM183 36H185V37H183ZM189 36V37H188ZM7 37H10V38H7ZM18 39H17V38ZM21 39H20V38ZM47 37V38H46ZM57 37V38H56ZM59 37H60V39H61V41H60V39H59ZM93 37L96 39V41L98 40L99 42H96L95 41V39H93ZM101 37V36H100ZM99 37V38H100ZM116 37V36H115ZM129 37V38H128ZM153 36L151 35V38H152ZM168 37H170L169 39H168ZM172 37V38H171ZM175 39H174V38ZM183 37V38H182ZM223 37H224V40H223ZM37 38H38V40H37ZM44 40H43V39ZM51 38V39H50ZM82 38H84V39H82ZM89 38H90V40L92 41H95L97 44H98V46L99 47H97V44H95V42H93L92 41V43H94V44H92L91 42H90V40H89ZM127 38V39H126ZM131 38H133L132 40H131ZM142 38V39H141ZM184 38L185 39H187V42H186V40H184ZM191 38V39H190ZM219 38V39H218ZM222 38V40H220ZM1 39V38H0ZM14 39V40H13ZM24 39V44H23V42H22V40ZM27 41H26V40ZM50 39V40H49ZM78 39V40H77ZM122 41H124V42H122ZM143 39H145V41H147V45L148 46H144L145 44H146V42H144V40ZM178 39V41L176 42V40ZM195 39V40H194ZM39 40L41 41V40H43L41 43L39 42ZM49 40V41H48ZM84 40V41H83ZM88 40V41H87ZM137 40H138V43H137ZM171 40V41H170ZM188 40H190V41H188ZM198 42H197V41ZM10 41V42H9ZM20 41L22 42V45H21V43H20ZM26 41V42H25ZM28 41H30V42H28ZM32 41H34V43H36V44H34L35 46L32 48L31 46H33V44L32 45H30L29 46V43H33ZM36 41V42H35ZM37 41H38V43H37ZM55 41H57V42H55ZM63 41H65V43L68 45V46H65V48L63 47V45H66L65 43H63ZM87 41V42H86ZM118 41H121V43L120 42H118ZM127 41V42H126ZM183 41V45H182V42ZM230 43H229V42ZM14 42V43H13ZM60 42H62L61 44H60ZM91 43V45H90V43ZM141 42H142V44L144 43V45H142L141 44ZM169 42H172V43H174V44H172L171 43V45H170V43ZM200 42H203L202 44L203 45H201V43ZM28 43V44H27ZM56 43H58L57 45H56ZM118 43H120V44H118ZM127 43V44H126ZM181 43V44H180ZM191 44V45H188L189 47L191 46V48H187L186 47V44ZM193 43H195V44H193ZM198 43V44H197ZM200 43V44H199ZM15 44V45H14ZM26 44H27V46H26ZM38 44V45H37ZM44 44V45H43ZM52 44L54 45V47L52 46ZM88 44L90 45V47L92 46V45H94V46H92L93 48H90L89 46H88ZM140 44V45H139ZM167 44V45H166ZM42 45H43V48H42ZM46 45V46H45ZM50 45V47H48ZM166 45V46H165ZM196 45H199V49H196L197 51L196 52H193V51H195V50H193L194 48H196ZM226 45V46H225ZM45 46V47H44ZM85 46H88V47H86L85 48ZM120 47V49H119V47ZM140 46V47H139ZM151 46V48H150V50L151 49H153V51H152V54H154V55H152L151 54V51H149V47ZM170 46V47H172L171 49H170V52H168L169 51V48L168 47ZM181 46V47H180ZM205 46V47H204ZM224 46H225V49H224ZM22 47V48H21ZM24 47H26V48H24ZM57 47H59L58 48V50H56L57 52L59 51L60 52V54L58 53L57 54V52L55 51V49L57 48ZM66 47H67V49H66ZM96 47V48H95ZM159 47V48H160ZM193 47V48H192ZM200 47L202 48L201 50H200ZM43 49L42 51L40 50V49ZM46 48V50L47 51H45L46 52V54H45V52H44V49ZM48 48V49H47ZM54 48V49H53ZM88 48H90V50L88 49ZM95 48V49H94ZM99 48V49H98ZM117 48H118V50H117ZM167 48V49H166ZM37 49V50H36ZM63 49H64V52H63ZM71 51H70V50ZM93 49H94V53L95 54H97V55H95L94 53H93ZM98 49V51H100V53L99 52H97V51H95V50H97ZM148 49V50H147ZM176 49H177V52L179 51V52H181V54H176L175 53V55H174V53H172L173 55H171V51L172 50H174V51H176ZM181 49H184V50H181ZM186 49V50H185ZM192 51H191V50ZM21 50V51H20ZM24 50H26V51H24ZM29 50V51H28ZM39 50H40V53H39ZM123 50H125V51H123ZM147 50V51H146ZM166 50H168L167 52H165ZM198 50H200V51H202V53H200V51H198ZM3 51H4V53H3ZM20 53H19V52ZM30 53H28V52ZM32 51H33V53H32ZM34 51H36V52H34ZM38 51V52H37ZM55 51V54H54V56H52V54H51V52L53 53ZM67 53H66V52ZM84 51H86V53H84ZM88 51V52H87ZM149 51V52H148ZM183 51V52H182ZM187 51H189V52H187ZM9 52V53H8ZM48 52H50V53H48ZM73 52V53H72ZM91 52H92V54H91ZM124 52V53H123ZM148 54H147V53ZM178 52V53H179ZM199 52V53H198ZM222 52V53H221ZM23 55H22V54ZM25 53H27V54H25ZM33 55H35V54H37V55H35L34 57H35V60H39V64H40V67H41V70H37L35 73H37V75H38V73H43V76L40 78H36L34 75V77L36 78V80H35V78L34 77H32V75H29L28 76V68H27V66H25L26 65V63H23V60L22 59H24L25 58V56H26V58L25 59H27V57L28 58H30L31 56H32V54ZM38 53H39V55H38ZM71 53V54H70ZM145 53H146V56H145ZM169 53V54H168ZM183 53V54H182ZM225 53V54H224ZM7 54H10L9 55V57H8V55ZM21 54V55H20ZM29 54V55H28ZM44 56H43V55ZM67 54H69L70 56L72 55V56H74V57H72V59H69L70 58V56L68 55L67 56ZM80 54H82V56L84 57V59L85 60H83V57L81 56L80 57ZM84 54H85V56H84ZM91 54V55H90ZM163 56V57H160L161 55ZM229 54V55H228ZM41 55V56H40ZM57 55H58V58H57ZM79 55V58L77 57V56ZM87 55V56H86ZM125 55H126V57H125ZM151 55V56H150ZM167 55V56H166ZM181 55H182V57H181ZM221 55V56H220ZM223 55H224V57H223ZM6 56V57H5ZM12 56V57H11ZM38 56V57H37ZM60 56V57H59ZM94 56H96L95 57V59H94ZM110 56H112V55H110ZM123 56V57H122ZM166 56V57H165ZM169 56V57H168ZM175 56H176V58H177V60H179L178 61V63H176L177 61H175ZM228 56V57H227ZM1 57H3V58H1ZM7 59H5V58ZM34 57L32 56L30 59H32V61H34L33 59H34ZM39 57H40V59H39ZM45 57H46V59L48 58V57H50V58H48L47 59V61L45 60ZM54 57V58H53ZM87 57V58H86ZM89 57V58H88ZM93 57V58H92ZM152 57H153V59H152ZM158 57L160 58L159 60L161 61H159L158 60ZM171 57H173V61H175L174 62V64H171V63H173L172 62V58ZM180 57L181 58H185V60H183V61H181L180 60ZM44 58V60H42ZM52 58V60L50 61L49 59H51ZM78 58V59H77ZM80 58H82V60L80 61ZM123 58H125L124 60H123ZM157 58V59H156ZM162 58H164V59H166L165 61H163V60H161ZM170 58V59H169ZM3 61H2V60ZM12 59V62L10 61V60ZM92 59V60H91ZM94 59V60H93ZM127 59V60H126ZM146 59V60H145ZM148 59H150V61H152L153 63H151L150 64V61L148 60ZM152 59V60H151ZM156 59V60H155ZM14 60H15V62H14ZM59 60H60V62H59ZM64 60V61H63ZM70 60H74L73 62L72 61H70ZM81 62H79V61ZM87 60V61H86ZM89 60L91 61L90 63H89ZM169 60V61H168ZM2 61V62H1ZM7 61V64L5 63ZM31 61V62H32ZM56 61H57V64H56ZM147 61H149V62H147ZM167 61V62H166ZM227 61H228V63H227ZM4 62V63H3ZM76 62V63H75ZM146 62H147V64H146ZM170 62V63H169ZM88 63V64H87ZM125 65H124V64ZM165 63H168V65L170 66H168L167 67V64L166 65H164ZM179 63H181L180 65H179ZM5 64H6V66H5ZM8 64H10L11 65V67H12V71L13 72H9V70H8ZM23 64V65H22ZM154 64V65H153ZM171 64V65H170ZM9 65V66H10ZM13 65H15V66H13ZM44 66V68L42 67V66ZM50 65V66H49ZM62 65V66H61ZM87 65V66H86ZM88 65H91V66H88ZM174 65H178V67L176 66H174ZM201 65H203V66H201ZM3 66V67H2ZM5 66V67H4ZM52 66L53 67H55V68H58V70L57 69H54V68H52ZM150 66H151V68H150ZM155 66L156 68H154V71H153V67ZM172 66L174 67V68H172ZM214 66H217V67H214ZM25 67H26V69H25ZM39 67V68H40ZM51 69H50V68ZM66 68L67 69V72H66V74H64V72H63V70L65 69H63V70H61L62 68ZM159 67V68H158ZM196 67H197V70H195L196 69ZM202 67H203V70H202ZM6 68V69H5ZM16 68H17V70H16ZM22 68V69H21ZM47 68H48V70L50 69V71H48L47 70ZM123 68V69H122ZM161 68H165L164 69V72H163V70L161 69ZM180 68V70H178ZM201 68V70H199ZM234 68V69H233ZM4 69V70H3ZM24 69V70H23ZM44 69H46V70H44ZM54 69V70H53ZM65 69V70H66ZM73 69H75V70H73ZM155 69L157 70V72H155ZM162 71H161V70ZM59 70H60V72H61V74H59L60 72H59ZM88 70H91L90 71V73H92V74H89V71ZM152 70V71H151ZM213 70V71H212ZM28 71V72H27ZM44 71H48L49 73V75L48 74H44L45 72ZM54 71V72H53ZM59 72V73H56V72ZM87 71H88V73H87ZM143 71V72H142ZM162 72L161 74L159 73L158 74V72ZM195 71H197V72H199V73H197V72H195ZM202 71V72H201ZM230 71V72H229ZM21 72L23 73V75H24V80H26V78H28L29 80L31 79V78H29V77H32V82L34 83V84H36V83H38V87H36L37 88V90L34 92H30L32 95H34V93H36V94H38V92H39V97H40V99H39V101H38V103L36 102V101H30V100H28L27 98H29V97H31V94H29V91H24L23 92V90H22V88H17V83H18V81H20V79H21V81L20 82H22L23 81V77H21ZM25 72H27V73H25ZM51 72V73H50ZM52 72H53V75H52ZM81 72V73H80ZM86 73L85 74V76H86V78L84 79L83 77L84 76H82V75H84L83 73ZM195 72V73H194ZM234 72V73H233ZM63 73V74H62ZM68 73V74H67ZM151 73V74H150ZM156 73V74H155ZM163 73L165 74V75H163ZM203 75H201V74ZM210 73V74H209ZM213 73V74H212ZM214 73H215V75H214ZM10 74V75H9ZM54 74H57L58 76H57V78H56V75H54ZM70 74H72V75H70ZM78 74V75H77ZM90 75V78H91V75H92V79H90L89 78V75ZM148 74H150V75H148ZM155 74V75H154ZM183 74H186V75H183ZM195 74H197V78H196V75ZM234 74V75H233ZM14 75L16 76V77H14ZM22 75V76H23ZM25 75H27V76H25ZM45 75V76H44ZM51 75V76H50ZM61 75V76H60ZM156 75H158V77L156 76ZM159 75H160V77H162V78H160L159 77ZM182 75V76H181ZM191 75V76H190ZM193 75H195V76H193ZM202 76V78H201V76ZM205 75V76H204ZM213 75H214V77H213ZM219 75H221L220 77H219ZM4 76V77H3ZM54 78H53V77ZM66 76V77H65ZM72 76H73V81L74 80H76L75 81V83L72 81ZM82 78H81V77ZM144 76V75H143ZM172 77V78H170V77ZM184 76V77H183ZM206 76H207V78H206ZM218 77V78H216V77ZM224 76H226V77H224ZM15 79H14V78ZM26 77V78H25ZM50 77V78H49ZM52 77V78H51ZM64 78V80H63V78ZM80 77V78H79ZM88 77V78H87ZM182 79H181V78ZM188 77V79L190 80V82H191V84H190V82L188 83V81H186V79L185 78H187ZM193 77H195V78H193ZM199 77V78H198ZM34 78V79H33ZM62 78V79H61ZM71 78V79H70ZM76 78V79H75ZM152 78V79H151ZM168 78V79H167ZM191 78V79H190ZM205 78V79H204ZM208 78H210L209 80H208ZM212 78H213V81H214V83L212 82ZM222 78H224V79H222ZM50 79V80H49ZM52 79V80H51ZM61 79V80H60ZM70 79V80H69ZM80 79H82L81 81H79ZM84 79V80H83ZM165 79V80H164ZM173 79V80H172ZM180 79V80H179ZM185 79V80H184ZM194 79H196V81L194 80ZM207 79V80H206ZM218 81H217V80ZM93 80V81H92ZM163 80H164V82H163ZM170 80L171 82L169 83L168 81ZM191 80H193L194 82H195V84L196 85H194V83L191 81ZM221 80L223 81V82H221ZM53 82L54 84H50L51 86H56V85H58V84H56L55 85V83H57V82ZM72 81V82H71ZM77 81H78V83H77ZM156 81V82H155ZM207 81V82H206ZM45 82V83H46ZM60 82H61V84H60ZM63 82V83H62ZM84 82V83H83ZM86 82V83H87ZM217 82L219 83L218 85H217ZM131 82L129 81V84H130ZM155 83V84H154ZM158 85H157V84ZM169 83V84H168ZM172 83V84H171ZM192 83H193V85H192ZM205 83V84H204ZM224 84V87H223V84ZM22 84H25L26 85V83L25 82H22ZM79 84H80V86H79ZM96 85H98L97 83H95ZM153 84H154V86H153ZM167 84H168V86H167ZM170 84H171V86H170ZM208 84H209V86H208ZM213 84V85H212ZM220 84H222V85H220ZM14 85H15V88H14ZM95 85V86H96ZM112 85V87H111V90L112 89H116L117 87H115V85H113V84H110V86ZM147 85V86H146ZM149 85V86H148ZM156 85L157 86H159V88L158 87H156ZM164 85H166V86H164ZM189 85H190V87H189ZM214 85H215V87H214ZM110 86H109V88H107V90H108V93H109V89H110ZM113 86H114V88H113ZM193 86V87H192ZM195 86V87H194ZM205 86H207L206 88H205ZM145 87V88H144ZM153 87H154V89H153ZM192 87V88H191ZM213 87V88H212ZM222 87H223V89H222ZM36 88H33V87H30V89L31 90H35ZM85 88V87H84ZM165 88H167V89H165ZM168 88H169V90L170 91H168ZM191 88V89H190ZM160 89V90H159ZM193 89V90H192ZM195 89V90H194ZM205 89V90H204ZM227 89V90H226ZM18 90V91H17ZM22 92H21V91ZM110 90V93L109 94H111L112 93V91ZM150 90V91H149ZM154 90V91H153ZM168 92H167V91ZM208 92H207V91ZM217 90H219V91H217ZM224 90H226V91H224ZM138 91H140V89L138 90ZM159 91V92H158ZM172 91V92H171ZM183 91V93H181ZM195 91V92H194ZM222 91V92H221ZM7 92V93H6ZM25 92H27V93H25ZM171 92V93H170ZM194 92V93H193ZM218 92V93H217ZM227 92H228V94H227ZM263 92V93H262ZM3 93H4V95H3ZM41 93V94H40ZM52 93V94H51ZM213 93V94H212ZM220 93H222V94H220ZM5 94H7L6 96H5ZM11 94V95H10ZM19 94V95H18ZM27 94V95H26ZM168 94H170L169 96H168ZM204 94H205V96H204ZM225 94H226V96H225ZM29 95V96H28ZM43 95V96H42ZM211 95H212V97H211ZM224 95V96H223ZM259 95V96H258ZM7 96H9V97H7ZM10 96H13V100L14 99H16V100H14V101H12V97H10ZM107 96H109V95H107ZM33 97V96H32ZM38 97V96H37ZM147 97V98H146ZM167 97V98H166ZM8 98H11V102H7V104H5V103H3L4 101H5V99H8ZM42 98V103H41V105L43 104V102H45L46 103V100H47V98L44 100ZM169 98V99H168ZM171 98V99H170ZM2 99V100H1ZM59 99H61L60 101L61 102H63L62 103V105H60L61 104V102L59 101ZM147 99V100H146ZM9 100V99H8ZM64 100V101H63ZM135 101H133V103H137L138 104V100L139 99H134ZM163 100H165V103L163 102ZM10 101V100H9ZM150 101V102H149ZM18 102H20V103H18ZM36 102V103H35ZM53 102V103H54ZM60 102V103H59ZM141 102V103H142ZM16 103V104H15ZM32 103H34V104H32ZM44 103V104H45ZM133 103L131 104V106L133 105ZM146 103V104H145ZM148 103H150V108L148 107ZM164 103V104H163ZM11 105L10 107H11V113L7 116V115H3V114H6L3 110H4V108H5V106L7 105V106H9V105ZM20 104L22 105L21 107H20ZM30 104H31V106H30ZM43 104V105H44ZM89 105L91 104V103H88ZM159 104L161 105L160 106V108L158 107L159 106ZM25 105V106H24ZM29 105V106H28ZM35 105V106H34ZM68 107H67V106ZM114 105V106H113ZM135 105V104H134ZM139 105V104H138ZM138 105H136V108L134 107L133 108V106H132V108H133V110L134 109H139V107H137ZM147 105V106H146ZM17 106V107H16ZM18 106L20 107V108H18ZM24 106V107H23ZM68 108V110H66L67 108ZM148 107V109L146 108V107ZM112 107V108H111ZM144 107H145V109H144ZM162 107V108H161ZM253 107H255V108H253ZM29 108V109H28ZM30 108L32 109V110H30ZM44 109V110H42V109ZM48 108V109H47ZM71 109V111H70V113H69V110ZM114 108V109H113ZM157 108V109H156ZM13 109V110H12ZM50 109H54V111H50ZM58 109L59 110H61V111H63V109H64V113H63V115L61 116V112L60 111H58ZM111 109L113 110V111H111ZM137 109V110H138ZM154 109V110H153ZM159 109V110H158ZM161 109V110H160ZM16 110V111H15ZM18 110V111H17ZM26 110V111H25ZM39 110V111H38ZM94 110V109H93ZM147 110V111H146ZM19 111H21L20 112V114L18 115V113L16 114V112H19ZM31 113H30V112ZM40 111H42L41 112V115H40ZM46 111H48V112H46ZM66 111V112H65ZM111 111V112H110ZM135 111V110H134ZM133 111V112H134ZM139 111H136V112H138V113H136V112H134V116H132V118L133 119H135V122L137 123L139 120H140V117L143 115V114H141ZM181 111H183L184 113H183V115L180 117V116H178V114H179V112H181ZM239 111V112H238ZM2 112H4L3 114H2ZM24 112V113H23ZM37 112V113H36ZM44 112V113H43ZM52 112V113H51ZM114 114H113V113ZM236 112H238L237 114H236ZM34 113V114H33ZM46 113H49V114H46ZM57 114V113H60V114H58V115H60L61 116V118H60V116H56V115H53V114ZM66 113L68 114V116L66 115ZM73 113H74V115H73ZM112 113V114H111ZM159 113H160V115H159ZM162 113V114H161ZM36 114V115H35ZM46 114V115H45ZM84 114H86L87 115V117H86V115H85V117L86 118H88V120H90L91 119V117H94V115L95 116H97V119H96V117L95 118H92L91 120L93 121V119H94V121L96 120L97 121V123H94L93 124V122H90L89 121V123L87 122L88 120H86V127H85V123H83V122H85V117L83 118V116H84ZM88 114H91V115H89L88 116ZM136 114H138V116L136 115ZM140 114V115H139ZM149 114V115H148ZM5 117H3V116ZM14 117H13V116ZM40 115V116H39ZM48 115H49V117H48ZM65 115H66V117L68 118L69 117V115H70V118H71V116H73V117H75L76 119L74 120V118H73V120L72 119H70V118H68V119H70L69 121H71V122H69L70 123V125L67 123L68 122V120H66L65 121V119H66V117H65ZM52 116H54V119H53V117ZM78 116V117H77ZM80 116V117H79ZM140 116V117H139ZM16 117V118H15ZM56 117H58V119H60L61 120V122H60V120L58 121V119L56 120ZM64 117V118H63ZM252 117V118H251ZM80 118H82V120L80 119ZM98 118H99V120H98ZM136 118H139V120H136ZM3 119H4V121H7L5 124L3 123ZM11 119V120H12ZM80 119V120H79ZM151 119V120H152ZM158 119V120H157ZM63 120V121H62ZM103 120H105V121H103ZM13 121V122H14ZM58 121V122H57ZM73 121V122H72ZM81 121H83V122H81ZM95 121V122H96ZM98 121H102V122H106V123H103V124H105V125H102V124H100V126H98V125H96V124H99V122ZM254 121V122H253ZM65 124V123H67L66 124V126H64L63 125V123ZM76 122V123H75ZM81 123V125H80V128L81 129H83V128H85V129H83V130H81L80 128H79V124ZM133 122H134V120H133ZM141 121H139L138 123H140ZM162 122L164 123V124H162ZM74 124L73 126H72V124ZM92 123V124H91ZM165 123H166V125H165ZM168 123V124H167ZM198 123V122H197ZM4 124V125H3ZM54 124V125H53ZM77 124V125H76ZM84 124V125H83ZM107 124V125H106ZM116 124H117V126H118V128H117V130H116V128H115V126H116ZM3 125V126H2ZM76 125V126H75ZM91 125V126H90ZM92 125H93V127H92ZM96 125V126H95ZM102 125V126H101ZM258 125V126H257ZM263 125V126H262ZM29 126V125H28ZM53 126H55L56 128H53ZM68 126V127H67ZM69 126H71V127H69ZM82 126H83V128H82ZM88 126V127H87ZM103 126H105V127H103ZM175 126V125H174ZM62 127H66V128H62ZM89 127H91V129L90 130H92V129H94V131L92 130V131H90L89 130ZM100 127V128H99ZM107 127V128H106ZM260 127V128H259ZM263 127V128H262ZM71 128V129H70ZM73 128H74V130L78 133L79 132V134L78 135H76L75 137L76 138H74V137H72V136H70L69 137V135H71V132H72V130H73ZM78 128V129H77ZM89 130V131H87V129ZM104 128H106V129H103ZM156 128H159V129H164V130H162V131H160V130H156ZM186 130L188 129L187 127H184ZM206 128L207 129H209L210 128V125H209V123H206ZM262 128V129H261ZM7 129H11L9 126L7 127ZM14 129V128H13ZM11 130V133H12V131H13V134L14 133H17V134H19V135H22L23 133H21L20 131L22 130V128L21 129H14V130ZM63 129V130H62ZM65 129V130H64ZM101 131H103V132H101ZM175 129V130H176ZM211 129V128H210ZM215 129V128H214ZM213 129V130H214ZM217 129V128H216ZM251 129H252V134H251ZM260 129H261V131H260ZM32 130V131H31ZM68 130V131H67ZM96 130V131H95ZM120 130H122V131H120ZM126 131L124 132L125 134H124V137L126 138V140H128V139H130V138H128V136L130 137V135L129 134H132V132H133V135H134V133L137 135V133L132 129V128H130V127H128L127 129H125ZM128 130L130 131L131 130V132L129 133L128 132ZM4 131V132H3ZM36 133H35V132ZM54 131V132H53ZM56 131V132H55ZM86 131V132H85ZM97 131H100V132H98L97 134H95ZM106 131V132H105ZM115 131H117V132H115ZM18 132H20V133H18ZM49 132H50V134H49ZM104 132L107 134V135H105L104 134ZM108 132V133H107ZM263 132V133H262ZM33 133H35V134H33ZM38 133H40V134H38ZM54 133V134H53ZM56 133V134H55ZM101 133H102V136H101ZM255 133V134H254ZM31 134H33V135H31ZM49 134V135H48ZM69 134V135H68ZM95 134V135H94ZM111 134V135H110ZM128 134V135H127ZM36 135V136H35ZM84 135V136H83ZM97 135V136H96ZM98 135H100V136H98ZM104 135V136H103ZM120 135V134H119ZM122 135H123V133H122ZM135 135V136H136ZM252 135V136H251ZM39 136V137H38ZM42 136H43V138L45 139V141H44V139H42ZM77 136H78V138H77ZM81 136V138H82V136H83V138L82 139H79V137ZM135 136H133L134 138H135ZM185 136V133H182V137H184ZM233 138H232V137ZM68 137V138H67ZM71 137H72V139H71ZM97 137V138H96ZM131 137H132V135H131ZM231 137V138H230ZM253 139H252V138ZM255 137V138H254ZM37 140H36V139ZM128 138V139H127ZM134 138H131V139H133L134 140ZM67 141H66V140ZM84 139V140H83ZM85 139H87V140H85ZM102 139V143H101V140ZM234 140V143H233V145H234V147H235V149H234V153H231L232 155H228V154H226L227 152H226V143L228 142V141H230V140ZM43 140V142H41ZM62 140H64V142L62 141ZM76 140H77V142H76ZM79 140V141H78ZM84 142H83V141ZM96 140V141H97ZM104 140V141H103ZM253 140V141H252ZM49 141L50 143H47V142ZM70 141V142H69ZM83 143H81V142ZM128 141H130V140H128ZM127 141V142H128ZM137 141V140H136ZM136 141H133V142H135V143H138V141L136 142ZM68 142V143H67ZM105 142V143H104ZM254 142V144H252ZM8 143V144H7ZM10 143H12L11 145H13V144H15L14 143V140H12V141H7L6 143H5V146H7V145H10ZM39 143V144H38ZM40 143H41V145L42 146H40ZM46 143V144H45ZM72 143V144H71ZM78 143L79 144H82V146L81 145H78ZM48 144V148L49 147H51V148H53L54 149V151H53V153L55 152H65V153H68V156H69V160L71 161H69L68 159H66L67 161L66 162H62L63 164H65V165H63L62 163H60L61 164V166H60V164L59 163H56L55 164V157L54 158H50L49 159V157H48V154H45V155H43V159H41L40 160V163L38 164V165H40V166H35V167H31V165L32 164H29V161H30V163H32V161H33V159L31 158V156H32V154H33V156H34V154L35 153H37L38 152V150H40V149H42L44 146L43 145H47ZM35 145H37L38 147H36ZM53 145V146H52ZM154 145H156V144H153V146ZM14 146V145H13ZM15 146H16V144H15ZM36 147L35 149H34V147ZM259 148H258V147ZM29 147V148H30ZM40 147V148H39ZM240 147V148H239ZM39 148V149H38ZM46 148V147H45ZM65 148V149H64ZM81 150H80V149ZM151 148H152V146L151 147H149L148 149L149 150H151ZM258 150V151H255V150ZM23 150V151H22ZM57 150V151H56ZM65 150V151H64ZM68 150V151H67ZM171 150V153L173 152L174 154H175V152H176V154H178V156L181 158V161L183 162H180L181 164H180V166H182V167H184L186 164H188L187 163V160H188V156H187V154H186V149L185 148H183L181 145H177V146H175V147H173L172 149H170ZM24 151H25V153H24ZM27 151L29 152V154L27 153ZM40 151H47V148L46 149H43V150H40ZM49 151H51V150H49ZM52 151L50 152L51 154H52ZM67 151V152H66ZM71 151V152H70ZM73 151V152H72ZM79 151V152H78ZM33 152V153H32ZM152 152V151H151ZM254 152L256 153V154H254ZM27 153V154H26ZM74 153V154H73ZM132 153V154H133ZM172 153V154H173ZM254 154V155H253ZM258 154V155H257ZM73 155V156H72ZM98 155L100 156V157H103L104 156V154H103V151H102V146H100L99 148H98ZM154 155H156L155 153H154ZM225 155V156H224ZM258 157H257V156ZM24 156H26V157H24ZM32 156V157H33ZM45 156V157H44ZM72 156V157H71ZM237 156V157H236ZM156 157V156H155ZM251 157H253V159L251 158ZM30 158V160H28ZM71 158V159H70ZM187 160H186V159ZM262 158V159H261ZM21 159V158H20ZM45 159V160H44ZM92 159V160H91ZM15 160V161H14ZM49 160H53L52 162L51 161H49ZM80 160V161H79ZM252 160V161H251ZM70 163H69V162ZM77 162V163H76ZM158 162V161H157ZM157 162L155 163V164H157ZM184 162H186V163H184ZM254 162V163H253ZM53 163V164H52ZM79 163V164H78ZM100 163V164H99ZM192 164H194V165H196L195 164V162L193 163V162H191ZM28 164V165H27ZM55 164V165H54ZM57 164H59L58 166H57ZM78 164V165H77ZM69 165H71L70 166V168L68 167L67 168V166H69ZM80 165V166H79ZM184 165V166H183ZM13 166H15V167H13ZM133 166V167H132ZM60 167H62V168H60ZM66 169H65V168ZM15 168V169H14ZM35 168V169H34ZM37 168V169H36ZM39 168V169H38ZM55 168V169H54ZM13 169H14V171H13ZM19 169H21V171L19 170ZM46 169H48V170H46ZM51 169H52V171H51ZM201 169H203V168H201ZM17 170H19L18 172H17ZM37 170V171H36ZM59 170V171H58ZM65 170H67V171H65ZM51 171V172H50ZM55 171H56V173H55ZM90 171V170H89ZM89 171H87V172H89ZM244 171V172H243ZM15 172V173H14ZM40 172V173H39ZM54 172V173H53ZM204 173V172H203ZM57 174V175H56ZM205 174V173H204ZM248 174V175H247ZM54 175V176H53ZM63 175V176H62ZM212 175H213V173H212ZM236 175V174H235ZM69 176V177H68ZM71 176V177H70ZM79 176V177H78ZM213 176H216V173L213 175ZM46 177V178H45ZM205 178H203V181H201V183L199 184V186H198V188H200V189H198V193H202L203 191H207V189H210V187L212 186L213 188H216L217 186L219 187V186H221V187H223V185L224 186H226V181L225 182H219L220 184H216V182L214 181V179H211L210 178V176H204ZM217 177V176H216ZM257 177H258V179H257ZM208 178H210V179H208ZM241 177H237V179H239V181L240 180H243L242 178L240 179ZM43 179H44V181H43ZM155 179V180H154ZM72 180H73V182L74 183H72ZM154 180V181H153ZM211 180V181H210ZM213 181V182H212ZM45 182V183H44ZM151 182H155V184H153V185H151L152 183ZM213 183V185H212V183ZM215 182V183H214ZM146 183V184H145ZM209 183H210V185H209ZM224 183V184H223ZM229 183V182H228ZM145 184V185H144ZM148 184H150L149 186H148ZM215 184H216V186H215ZM140 185V187H138ZM142 185V186H141ZM166 185V184H165ZM201 185V186H200ZM120 186V187H119ZM122 186V187H121ZM210 186V187H209ZM156 189V190H158V191H156V190H154V188ZM187 187V186H186ZM211 187V188H212ZM106 188V189H105ZM141 188V189H140ZM152 188V189H151ZM158 188V189H157ZM159 188H161V189H159ZM42 189V190H43ZM104 189V190H103ZM128 189H129V191H128ZM148 189H147V191H148ZM203 189V190H202ZM205 189V190H204ZM152 190H153V192H152ZM160 190V191H159ZM199 190H200V192H199ZM117 193H116V192ZM130 191V192H131ZM156 191V192H155ZM163 193H162V192ZM202 191V192H201ZM88 192V193H89ZM126 192H122L120 195L122 196L123 194H126ZM158 192H160V193H158ZM205 192H203V193H205ZM258 192V193H257ZM115 193H116V195H115ZM256 193V194H255ZM118 194V195H117ZM163 194V195H162ZM259 195V197L258 196H256V195ZM59 195V196H58ZM85 195V196H84ZM115 195V196H114ZM63 196V197H62ZM68 196V197H67ZM66 197V198H65ZM116 197V198H115ZM255 197H256V199H257V202H256V199H255ZM258 197V198H257ZM259 198H261V199H259ZM89 199V200H88ZM255 199V201L253 202V200ZM250 200V201H249ZM85 201H87V202H85ZM110 201V202H109ZM164 201H165V203H164ZM248 201V203L250 202V204L252 203V206H254L256 209V212H254L255 213V215H254V219L250 222V223H252V224H250V223H244L243 221H245L244 220V217H245V215L253 208V207H251L250 206V204L249 205H247L246 204V202ZM76 204H75V203ZM242 203V205H241V203ZM245 202V203H244ZM256 202V203H255ZM104 203V204H103ZM110 205V206H109ZM190 205L192 206V204H190V203H188L187 205H186V208H188L187 210H186V208H185V211H186V213H185V215H184V217H183V219H182V224L180 225V227L183 229L184 227V229L182 230V233H183V235H185V238H186V231H188L189 229V233L191 234V235H193V232H194V235H198V233L200 234V236L197 238L198 239V242L199 241H202L203 239H205L206 240V242H205V240H203L202 242H204V243H202V245L203 246H205V247H201L198 243H194V241H193V239H194V235H193V237L192 238H189L188 239V242L187 243H189L188 244V247H192L191 248V250L192 251H194V255H193V253H192V251L191 250H189L191 253H192V255L194 256L193 257V259H196V257H198L197 259H199V258H202V256H204V254H205V251H207L206 249L208 248V247H210V248H208V250H209V253L211 254L212 252L214 253V254H212V255H209L210 256V259H209V261H210V264H218L220 261H222V260H224V259H227L226 257H232L233 256V254H230V253H228L227 252V249H226V247H224V245H222L223 243H224V239H226L227 238V234H225V235H223L222 233H223V230L222 229H220L221 227H217V229H216V227H211L210 226V224H207L206 226H201V225H197V226H195V225H193V224H196V221H197V219H196V216H194L195 215V213H194V210L192 209L193 208V206L192 207H190ZM241 205V206H240ZM244 205V206H243ZM164 206V207H163ZM89 207V208H88ZM163 207V208H162ZM164 208H166V209H164ZM240 208V209H239ZM241 208H242V210H241ZM250 208V209H249ZM163 209V210H162ZM232 209V210H231ZM244 209H245V212H247L246 214H245V212H244ZM67 210H66V213L64 214V216L63 217H65V215L67 214ZM90 210V211H89ZM249 210V211H248ZM231 211L233 212V213H231ZM69 212V211H68ZM70 212H72V211H70ZM90 212V213H89ZM244 212V213H243ZM259 212V213H258ZM260 212H262V213H260ZM80 213V214H79ZM257 213H258V216H259V218L261 217V216H263V218H261L260 220H258V219H255V217L257 216ZM88 214V215H87ZM93 214V215H92ZM191 214V215H190ZM193 214V215H192ZM231 214V215H230ZM79 215H81V216H84V217H81V216H79ZM86 215V216H85ZM188 215V216H187ZM192 216H193V218H192ZM232 216V217H231ZM258 216H257V218H258ZM79 217V218H78ZM163 217H165V215H163ZM162 217V223H163V221H165V222H167V220L166 219H164ZM243 219H242V218ZM94 218H98V219H103V220H106V223L107 224H105L104 223V225H100V226H95V224L93 223L94 222ZM192 218V219H191ZM195 218V219H194ZM239 219V220H238ZM64 220H66V219H64ZM184 220V221H183ZM194 220V221H193ZM255 220V221H254ZM257 220V221H256ZM84 221V222H83ZM113 221V222H112ZM186 221V222H185ZM193 221V222H192ZM76 222V223H75ZM164 222V225L166 224ZM198 222V221H197ZM263 222V223H262ZM73 223H75L74 224V227H73ZM85 224V225H82V224ZM184 223V224H183ZM260 223H261V225H260ZM189 224V225H188ZM239 224V225H238ZM247 224H249V225H247ZM80 225V226H79ZM82 225V226H81ZM188 225V226H187ZM190 225H191V228H190ZM193 225V226H192ZM261 226V228H259L260 226ZM76 226V227H75ZM195 226V227H194ZM239 226V227H238ZM186 227H188V228H186ZM193 227V228H192ZM198 227H200V228H198ZM202 227H204V228H206L205 230L202 228ZM257 227V228H256ZM195 228V229H194ZM197 228V229H196ZM201 228H202V231H201ZM207 228H208V231H207ZM238 228V229H237ZM33 229V228H32ZM123 229V230H122ZM188 229V230H187ZM211 229V231L209 232V230ZM219 229V230H218ZM249 229V230H248ZM257 229V230H256ZM264 229V228H263ZM34 230H36V231H34ZM47 230H49V229H47ZM162 231H163V233H165L166 234V237H155V238H153V236H148V234H147V232H145V231H143V234H142V236H137V237H135L134 235L132 236H130L129 237V239H131V244L133 245V247L136 249H138V250H140V248L138 247L139 246V244L140 243H142L143 242V244H147V245H149V244H151V246H153L154 247V249L155 250H157V251H159L160 249V251H162L163 249V251H165L166 253H170L171 252V250L172 249H175L174 247H171L172 246V241H173V239H172V236L170 235V234H167L166 232H167V230L166 229H161ZM193 230V231H192ZM198 232H197V231ZM222 230V231H221ZM246 231L245 233L243 232V231ZM31 231H33L32 232V234H31V238H32V240H34L35 241V238L34 237H36V236H39L40 234H41V230H37V228H34L33 230H31ZM38 231H41V232H38ZM165 231V232H164ZM185 231V232H184ZM205 231V232H204ZM214 231V232H213ZM218 231H219V234H218ZM221 231V232H220ZM249 231V232H248ZM251 231H252V233H251ZM257 231H258V233H257ZM34 232H36L37 234L38 233H40V234H35ZM95 232H96V234H95ZM126 232V233H125ZM204 232V233H203ZM208 232V233H207ZM253 232H255V233H257V234H253ZM42 233H44L43 234V236H44V240H40V241H42V242H44L45 240H47V241H49V240H51L50 238L52 237V232H48V233H46V231H44V232H42ZM79 233V234H78ZM116 233H117V236H116ZM196 233V234H195ZM248 233V234H247ZM252 234V236H250L251 234ZM262 233V235H260ZM35 234V235H34ZM114 234H115V236H114ZM120 236H119V235ZM127 234H129V232L127 233ZM145 234V235H144ZM206 234V235H205ZM222 234V235H221ZM239 234V235H238ZM246 234H247V236H246ZM250 234V235H249ZM259 234V235H258ZM202 235H204V236H202ZM249 235V236H248ZM79 236V237H78ZM220 236L221 237H223V238H220ZM224 236H226V237H224ZM239 236H241V237H239ZM243 236H246L245 238L243 237ZM168 237V238H167ZM255 237V238H254ZM258 237L260 238V237H262V238H260V240L258 239ZM104 238V239H103ZM163 238H165V240L163 239ZM203 238V239H202ZM251 238L253 239V240H251ZM167 239V240H166ZM168 239H170V240H168ZM221 239V240H220ZM234 239H235V244L236 245H234L233 244V241H234ZM243 239V240H242ZM247 240V243H246V240ZM249 239V240H248ZM256 239H258V240H256ZM38 240V239H37ZM140 240H142V241H140ZM187 240V239H186ZM195 240V239H194ZM223 240V241H222ZM238 240H239V243H237L238 242ZM240 240H242V241H240ZM256 240V241H255ZM39 241V240H38ZM92 241V242H91ZM171 243H170V242ZM192 241V242H191ZM221 241H222V243H221ZM244 241V243H243V246H244V248L241 246L242 245V242ZM252 241H254L252 244H251V242ZM260 241H261V243H260ZM250 242V243H249ZM169 243V244H168ZM245 243H246V245H245ZM115 247H114V246ZM169 245V246H168ZM193 245H195V246H193ZM238 245V246H237ZM226 246V245H225ZM240 246V249L242 248V249H244V250H242V252L241 253H245L244 255L243 254H240V250H239V247ZM235 247V248H234ZM237 247V248H236ZM171 250H170V249ZM189 248V249H190ZM206 248V249H205ZM225 248V249H224ZM75 249V250H76ZM114 249V250H113ZM165 249H167V250H170V251H166ZM202 251H201V250ZM237 249V250H236ZM98 250V251H97ZM109 250V251H108ZM176 250V249H175ZM204 250V251H203ZM210 250H211V252H210ZM249 250V251H248ZM255 250H258V251H255ZM48 251V252H49ZM80 251H82L81 253H80ZM83 251L85 252V253H83ZM96 251H97V253H96ZM100 251V252H99ZM112 251V252H111ZM118 251L119 250H117L116 252H114L115 254L116 253H118ZM200 251V252H199ZM248 251V252H247ZM47 252V253H48ZM49 252V253H50ZM105 252V253H106ZM197 252V253H196ZM201 252L203 253V255L201 254ZM226 252H227V254H226ZM232 252V253H233ZM251 252H253V253H251ZM254 252H256V253H254ZM262 253V254H259V253ZM66 253V254H67ZM83 253V254H82ZM113 253V254H114ZM236 253H237V256H236ZM239 253V254H238ZM64 254V253H63ZM82 254V255H81ZM84 254H86V255H84ZM119 254V253H118ZM176 254V253H175ZM175 254H173L172 255V257L174 258V262L175 263H177V264H179L180 262L179 261H181L180 259H178L177 258V254L175 255ZM197 254V255H196ZM249 254V255H248ZM253 254V255H252ZM58 255H59V257L61 258H59L58 257ZM61 255V256H60ZM196 255V256H195ZM216 256V258L214 257V256ZM219 255V256H218ZM245 256V257H241V256ZM257 255H259V258L257 257ZM64 256H66V257H64ZM83 256H85V257H83ZM212 256V257H211ZM250 257V259H249V257ZM72 257H74V258H76V259H79L78 261L76 260V259H74V258H72ZM175 257H176V260H175ZM217 257H219L218 259H217ZM225 257V258H224ZM228 257V258H229ZM70 258V260H66V259H69ZM57 259H55V258H53L52 257V259L49 261V262H54V261H57ZM65 259V260H64ZM76 260V263L74 262V260ZM177 259H178V261H177ZM220 259V260H219ZM249 259V260H248ZM62 260V261H61ZM177 261V262H176ZM212 262V263H211ZM181 264V263H180ZM247 264H249V263H247Z\"/></svg>",
  "mask_w": 264,
  "mask_h": 264
}]
</instances>
